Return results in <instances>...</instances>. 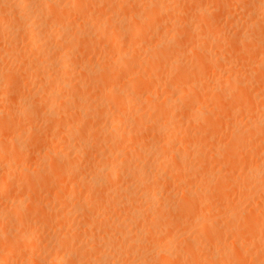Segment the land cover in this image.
I'll return each instance as SVG.
<instances>
[{"label": "bare ground", "instance_id": "obj_1", "mask_svg": "<svg viewBox=\"0 0 264 264\" xmlns=\"http://www.w3.org/2000/svg\"><path fill=\"white\" fill-rule=\"evenodd\" d=\"M118 1L119 0H0V39H1L0 41H3L2 43L1 42L0 43L1 44L5 43V48H3V49L1 48L3 50V52H4L2 55L5 56V53H6L7 54L6 58L12 59L11 62L17 64L18 65L17 68L22 71V73H16L14 71L15 74H13L12 70H15L16 67L11 65V67H14V68H11V70H8V71L9 72L12 71L11 73H12L13 79H14L13 82H12V86H14V87H12L10 85L12 87L11 88L12 90L10 89V86H9V89L11 91H13V92H15L16 89L21 90L23 85L21 84L22 82L20 80V77L22 79L23 77L25 78V76L28 78L27 81H29V80L32 81L31 85L34 87L33 88L34 92L31 90L33 92V94L30 93L31 96H30V98L28 97L29 99L27 98V99L23 100L22 99L23 97L20 98L23 91L20 93L17 90V93L18 94L20 93L19 94L20 95L19 98L22 99L21 101L17 97L18 94H15L16 92L14 93V97L17 98L19 100V103H20V104L16 103L17 105H19V106H16V107H18V108H16V110L19 112V110L22 108L24 111H27L26 114L27 113L28 114H27V116H25V118L27 117L26 118L27 120H23L21 118L24 122L28 121V120H31V119L35 120V118L37 120H39L40 117L37 118L36 116L37 115L38 116L42 115L43 117H45V119L49 120L50 123H52L53 125L56 124V129L54 128L56 130V132L52 131L54 133V135H52V136H54V139H55V137H56L55 134H56L57 135V137H56L57 143L56 142L55 143L56 144H59V143L62 144L61 146L62 147L64 146L67 150L64 148L66 151L65 150L63 151L62 148L59 146L60 148H57V150H55L54 153H53L52 150H51L52 152H50L48 150V151H44L42 154L47 159H49V158L50 159H54V162L53 161L50 162V163H52V166H54L53 163H55V165H57V164L62 162L60 165H63V167L58 169V168H56L57 166H54V168H51L52 170H55V169L58 170V171L55 170V171L58 172V173L55 172L56 174H60V173L62 174L63 173L64 174L63 176L60 174L62 179L66 178L68 176L69 177L68 180L70 181L69 184H71V180L70 179L72 178V183L75 182L74 184H76V185H79V186L82 185L84 187L83 191L86 189V191L88 193L90 192L89 193L90 196L88 194V197H87L85 195H82V194H87V192L85 193V191H84V193H81L82 191L80 192L78 190V189L83 188L82 186L79 187V188L76 187V189H74V187H72L71 185H70L71 188H69L67 190V188H68L67 183L69 181L67 183H65L66 180H67V179H65V182H62L61 184L65 183L67 187L65 186V184H63L62 186L60 184V187H62V190L59 191L60 194L57 195V196L55 195L52 198V199H59L60 202L59 203L56 202L57 203L56 204L55 201L52 200V201H54L52 203V201L51 202L49 201V199L52 196L51 197L48 196L49 199H47V200L50 202L49 204H51V206L54 205L55 208L57 206L59 214L63 213L65 211L66 207L72 208L74 210V212L72 211L73 213H71V214L67 213L68 217L66 216V214L64 212V215L66 216V219L64 221V219L62 217L63 220L59 221V222H62L63 224L61 223V226H58L59 228H57V231L53 232V234L51 235L50 239H48V241L50 240V244L48 242H46L47 240L45 241L46 243H48L50 245L49 246L47 244L46 247H44L45 250H46L47 247H48V249H54V251L56 250L55 248H57V250H59V249L62 250V252H61L62 253V256H61L62 257V261L60 260L62 264H65V263L66 264H169V263L172 262L171 260H173V258H177L178 264H201V263L202 264H204V263H206V264H217V263L218 264L219 263L220 264H224L220 259L223 260L222 257L223 256L226 257V255H231V257L228 256L230 259H228L226 257V259H228V260L232 259L231 262H230L231 264H246L247 262L249 264H262L264 262L263 261L264 260L263 259V257H264V163L260 162L261 164L258 163L259 164L258 166L250 165V166L247 167V169L244 168L246 171L244 170L245 173H243L244 174L243 176H245V177H244L243 183L241 182L242 183V187H243L242 188L243 192L241 193L242 195H240V193H239V190H238L239 188H237L236 192H237V194L239 193V196H242V197L244 196L243 198H245L247 200L246 201L245 199H242L241 197H239V201L237 203H240L241 200H243V201L245 200V202H242V203H245V204H246V202L249 203V201H250V203L253 202V204L251 205V206H253V207H251V208H253V214H251L249 212L250 215L246 214V216H245L243 211L241 212V210L239 208L240 204H237V203L234 204L233 203V204L229 205L228 203H226V201H223L224 199L221 200V201L219 200V198H220L219 196H221V199H222V196H224V194L226 192L225 189H220L222 187H219V186L223 185L224 182L228 181L230 179V177H229V179L226 178L225 179L226 181H222V180H220V179H223L221 176L220 177L217 176L218 178H220V179H218V178H216V175H214V171H213V174L210 171H208V169H209L208 168V166H209L208 164H210V161L211 162L215 161L213 159L218 157V154H219L218 151L219 150L217 149L218 147L217 148H211L209 146L210 149L207 148L206 147V145H207L206 142L207 141L205 142L203 140L204 138L202 139V137H200V132L199 131L201 130V128H199V125L202 126V127L205 126L206 130H209L208 127H210V125H208V124L214 121V120H212V121L209 120L210 117L207 116L208 115L207 113H205L206 109L204 110V106L202 104L201 105L203 107L202 106H199V107L197 106L196 109H194L195 111L192 110V113H195V116H193L194 117L193 119L190 118L191 120H189V118L185 117L186 116L185 114H184V117L182 115V119L186 118V121H188L187 122L188 124L190 122L189 125L186 123L187 127L188 126L192 127L190 129H188L186 127H185L186 128L185 129V128H182L181 126L178 127L179 125H177V127H176L175 126L176 122H175L174 125H173L174 122L172 124H171V122L169 123L168 120H170L169 119L170 117L168 115H169V110H171V107H172L171 104H170L171 107L167 106L168 104L167 105L164 104V106L166 105L167 107L165 106L164 109L163 110L161 109L160 112H159V109H157L158 108L157 107L156 110L154 111V113H158L159 112L158 116H160L161 118H164V119H159V120L158 119L157 120L153 119L154 121H151V123H149L146 120V118L144 117L145 115L142 116L140 114L141 116L140 115L137 116L139 114L138 111L134 112L135 114H132V116H129L130 114H127L128 111L126 112V110H125L126 109L125 108V104L126 103H125V99L124 98H126L128 93L126 94V91H125V94H124V91L119 88V86H121V85H119V86L117 85L118 82L121 81L120 79H122L121 75H124V73H125V71L122 72L123 71L122 69H125L128 72V70H127L128 67L127 66H128V63L131 61V60L128 59L129 62H127V60L125 59V58H127L125 56L127 55V53L129 51H127L126 54L125 53H120L121 52V47H123V46H118V42H120V41H118V37L121 34L124 35L123 32H121L123 28H121L122 26H119L118 27L119 30H117V27H115V25L114 26H111L110 24L107 25V22L112 19L111 16L108 17L107 14H106V12H108L110 9L109 10L107 9L108 11H106L104 13L102 11V13H100V14H98V12L101 11V10H99V9L97 10V7L99 8L98 4H100V5L106 6V7H104V9L107 8V6H108V8H111L110 11H112L113 9H115V7L117 5L116 3ZM131 1L132 0H122V1L120 0V2H121L120 4L123 3L125 5H127V4L129 5V4H131L130 3ZM166 1L169 3L172 0H165V2ZM176 1H178V0H176ZM183 1L186 2V5H187V0L186 1L183 0ZM200 1H197V0L193 1L192 0V2H190V3H193L194 6L197 5V7H195V12H194V10H192L191 13H196L197 15H195V14L194 15L198 16V17H200L202 15H205V14L206 15L209 14V11L207 13V9L205 8V4L206 3L208 4V1H206V3L204 4L203 2L205 0L204 1L202 0V3L204 4L203 5L204 8L202 7V3H201V6H198L200 4H194V2L195 3H199ZM212 1H214V0H212ZM222 1L219 0V2H222ZM227 1H229V2H227ZM230 1L231 0H225L223 2V4L230 3ZM236 2H237V0H236ZM238 2H240V3H236V4H238V7L240 5L242 8H244L245 5H247V8H248V7H250V6H248L249 3H252L253 6L255 7V9H253V10L249 9V10H251V12L248 10L249 14L247 15V13H246L247 16H246L245 20L240 22L242 24V26H244L243 30L244 31L246 30L247 32H244L242 34V33H240L241 30L239 28L240 31L237 34L239 35V38H240L241 42L240 43L237 42L238 40H236V42L239 43L240 45L244 44V46H245L244 49L246 47L249 48V49H251V48L253 49L254 48V46L251 47V45L248 44V40H249L250 43H254L255 42V45H256L255 47L258 48V49L256 50V48H254L253 51L251 49V52L252 53L254 52L253 54H255V55H251V54H249V55H251L253 57L254 62L252 60H250V59H252L250 57L249 60L252 61L253 63H251L252 66L250 67V69L249 68L248 69L250 71H251L252 67H253L254 71H256V70L259 71L260 69H262V71H263V75L262 76L264 77V0H240ZM132 3H134V2H132ZM173 3H178L179 4V1L178 2H173ZM134 4L136 5V3H134ZM145 4L146 5L143 6V8H142L143 10H139V11H140V16H142V13H143V15L145 14L144 16L147 17L145 20L150 22L149 26L147 24H140L141 23L140 21H139V23H138V21H136V20H139L140 18H139V14H136L138 11L135 10V6H134L133 9L136 12L134 11L135 13H132L131 15H129L127 17L128 20L133 21V22L136 21L139 24L138 25L139 27H142L141 25H146L144 27H146L149 30H152V29H150V28H152L151 26H154V24H152V23L157 20L156 17L154 19V16L156 14H158V13L160 15L162 13V16L158 15V17L160 16V17L164 18L165 14H163V13L166 12V14H168V16H170L169 18L171 20V16H173V15H172V13L170 11L173 10L172 7L175 6V4H173L170 7L169 6L170 4L166 5V4H164V1H161V0H146ZM178 4H176V5H178ZM209 4H211V1L209 2ZM212 4H214V3H212ZM218 4L222 5L221 7H223V9H225L226 7L230 8V6H226L225 5V7H224L223 4H221V3H218ZM164 5H166V6H164ZM184 5H185V3H184ZM227 5H229V4H227ZM233 5H234V3H233ZM216 6L217 5H215L214 7H216ZM124 7H122L124 10L129 9V8L126 9ZM254 7H252V8H254ZM181 8L183 9V6H181ZM95 9L98 11L97 15H99V16H96V17H98L97 20H95L93 18L94 20L92 22H95L94 24H90L91 21L89 22L87 17L90 16V13H94V15H95L96 14ZM137 9H139V7ZM182 9H180L179 11L181 12ZM231 10H233V9H231ZM231 10H228V12L231 11ZM246 10H247L246 8H245V11L242 9L243 12H246ZM121 11H118V12H121ZM175 11L177 13H179L177 9ZM239 11H241V10H239ZM114 12H115V10H114ZM126 12H130V11H126ZM169 12H170V14H169ZM221 12L223 14V10ZM226 12H227V9H226ZM189 13H190V11H189ZM72 14L76 18V19H72L73 22H72L71 19H69L72 16ZM173 14H174V18H176L177 16H179V18H180L181 17L180 15L183 14V11H182V14L179 13L180 15L176 14L174 11H173ZM184 14L187 15L186 12ZM212 14H215V13H212ZM225 14H223V15H225ZM117 17H118V15H117ZM165 17H167V15ZM204 17L206 18V16H204ZM208 17H210V15ZM230 17H232V16H230ZM230 17H228V19ZM119 18H121V17H119ZM152 19H153V22H152ZM183 19L185 20V17H183ZM90 20H92V19H90ZM145 20H144V17H143L144 23H146ZM160 20H161V18H160ZM186 20H187V18H186ZM216 20L217 19H215V21ZM230 20H233V18L230 19ZM237 20H239V19H237ZM240 20H242V19H240ZM197 21H198V19H197ZM201 21H203V20H201ZM210 21H212V20L210 19ZM136 22H134V23L136 24ZM158 22H159V20H158ZM187 22L184 23L183 26H182V24L179 25V26L183 27V28H181L180 31L185 29L186 32L183 31L185 34L189 30H191V31H189L190 34L187 33V37H189V38H187L186 35L185 36L183 35V36L186 37L188 40H190V42L187 40L189 42V44H191L190 45L191 48H189L188 51L190 52V54H192L193 52H195L197 50L198 51L201 50L202 46L199 47L200 45H196L197 41L195 40V38H197V37L192 38V37L197 35L195 33H197L198 30L196 32L194 31L192 33V31H193L192 26L193 25H191L189 23V22H191L190 20H188ZM192 22H193V20H192ZM206 22H207V20H206ZM127 23H129V22H127ZM170 23L174 24V23H176V21L175 20L173 22L170 21ZM208 23H210L209 20H208ZM212 23H213V21H212ZM217 23H218V20H217ZM217 23H216V27L215 28H213L212 25L210 27L212 29H216V30H219L221 27H223V26H221L220 28L217 27ZM135 24H133V25L135 26ZM127 25H129V24H127ZM147 26L150 27V28H148ZM124 27H125V25H124ZM129 27H132L131 24L129 25ZM139 27H138V29H136L137 27L133 28L135 30V31L132 30V31H134V35L132 33H130L133 36H135V37H133L134 38L133 40H135V38L137 36L138 37L140 35L143 36V34L146 35L144 33L145 29L144 28H140L139 29ZM193 27H195V26H193ZM168 28H169V26H168ZM205 28H207V26ZM217 28H219V29H217ZM141 29H143V31ZM176 29H178V26L176 27ZM212 29L210 30L211 32H209L210 34L213 33V31H214ZM221 29H224V27L221 28ZM129 30L130 29L128 28L127 31L129 32ZM204 30H205L204 28H203V30L201 29L200 33L202 31H204ZM219 32H221V31L219 30ZM154 33H156V32L154 31ZM162 33H161V35H162ZM209 33H207V31H206V34H204V35L201 34L202 36H204L203 37L204 39H202L201 41L204 42L205 40H207L206 41L207 44L205 43V45H207V46L210 45L209 46L210 47L209 48V53H208V54H210V60H212V61L215 60V62H216V63L215 62L213 63L215 65V67H213V68H218L219 69V67H220V69L222 70L223 67H225L222 71L225 72V75L227 74L226 77L224 78L225 79L224 82L227 81V84H225L226 88L228 86H230V87L235 86L233 84L238 79V76H237L238 73L236 75L235 71L237 69H234V65H231V60H234V59L231 58L232 54L230 52L233 51V48L236 49V48L239 47L237 43L235 44V41H232L234 38L237 39L238 36L232 35L233 38L230 37L231 41H228V42H231L230 44L228 43L229 45L234 43L235 44L234 46H236V47H233L232 46L233 44H232L231 45L233 47L232 50L230 52L227 51V53L231 54L230 55L231 57H229L228 56L229 54H227L225 52H221L222 49H224V48H222V42H220V40L222 41V39L225 36L223 37L220 34L218 35V33H217V35H216L217 37L218 36L222 37V39L220 37V40H218L217 38H215V36H213L214 34L210 35ZM130 34H128V35L130 36ZM157 34H159V33H157ZM175 34H177V33H175ZM175 34L174 33L172 34V37H174V39L177 36ZM191 34H192V37L189 36ZM121 36H120L119 39H122ZM158 36L155 37V35H154V37L157 38V39H158ZM165 36H168V35H165ZM169 36H168V38H169ZM197 36L200 39L202 38L199 35H197ZM146 37H147V35H146ZM146 37L144 39H146ZM125 38L126 39H130V38H127V37H125ZM186 38H183V39L186 40ZM226 38H225V40L223 39L224 40L223 43L225 41L227 43L228 39H226ZM2 39H4V40H2ZM131 39H132V37H131ZM250 39H252V40H250ZM177 40H178V38H177ZM179 40H178V42H180ZM253 40H254V42H253ZM142 41H143V38H142ZM164 41H166V38L164 40L163 36L159 37V39L157 40V43H155V44L154 43L152 44L149 41L148 42L149 45H147L148 47H145L146 49L144 50L145 54L149 55L150 58L152 57V58H155V60H157L159 58V55H161V54H159V55L157 54V52H159L158 48L161 51L162 50L164 51V49L161 47V45H163V46H165L167 48L168 43L166 44V42H170L169 44L171 45V46L168 45V47L170 46V48H167V49H170V50H166L167 52L174 49V48L173 49L171 48L173 45H174V47H175L176 44H177V47L181 46V45H184L183 43L181 44V42H180L181 45H179V43H176L177 42L176 40H175L176 44H173L171 40L170 41H166V42H164ZM208 41L211 42V44H212V42H214V45L217 44L216 47H215V50H213L211 48V44H208ZM124 42H126V41H124ZM173 42H174V40H173ZM184 42H186V41H184ZM245 42L249 46L247 44H245ZM128 43H130L129 40H128ZM199 43H201V42H199ZM99 44H102L103 46H105V49L107 48L106 45L109 44L111 46L110 48L114 49V50L112 49V53H113V51H115V54H117V51H118L119 55H117L118 57L115 60H113L114 63H112L113 61L112 62L111 61L107 62L108 59L105 58L106 59L105 60L103 58V60H102L103 64L101 62H100V65L98 63H96V65L91 64V67H89L90 66L89 64L84 65V63L86 64V62H85L86 59H84V56H85V54L87 56L88 53H89L87 51H89V50L92 51V48L94 46L95 50L100 52L102 47ZM119 44L122 45L121 43H119ZM201 44H203V43H201ZM95 45L96 46L99 45V47H101V48L98 47L99 49H97V47ZM186 45H188L187 42H186ZM205 45L203 44V48H206V47H204ZM229 45H227V46L229 47ZM224 46H226V44ZM231 46H230V48H231ZM0 47H2V45ZM177 47H175V48H177ZM228 47H225V48H228ZM183 49L184 48H181V51H182L183 55L185 56ZM211 49L213 50L212 52H211ZM241 49L243 50L242 46H241ZM2 50H1L0 54L2 53ZM95 50L93 49L92 52H94ZM102 50H104V49H102ZM136 50H138V49H136ZM174 50H176V49H174ZM204 50L205 49L201 50L200 52L203 51L202 53H205L206 55L202 54V56H204V58L203 57H197V60L201 59V60H199L200 62H198V64L202 62V64L204 63L203 65H205V63H207V61H210L208 59L209 55ZM228 50H229V48H228ZM255 50L257 52H255ZM108 51L110 52V50H108ZM206 51L208 52L207 49H206ZM235 51H238V50L236 49ZM103 52H105V51H103ZM133 52L134 51H132V53ZM167 52L162 53L163 55H161L162 60L165 59V62L168 61L166 58L169 57V56H167L168 55ZM172 52H170V53H172ZM238 52H235V54L238 53ZM223 53H225L227 56L224 55ZM239 53H241V52H239ZM247 53H249V52H247ZM91 54H93V53H91ZM156 54H157V58L155 57ZM164 54H166V55H164ZM173 54H175V53H173ZM179 54H180V52H179ZM244 54H245V52H244ZM89 55H90V53H89ZM134 55H135V53H134ZM134 55H127V56H131V57H128V58H132L133 57L134 59H136L135 58L136 55L135 56ZM193 55H192V57H193ZM196 55H197V52H196ZM177 56H179L178 53H177ZM198 56H200V55H198ZM237 56L240 58L239 55H237ZM90 57H92V56L90 55ZM238 57L236 59L237 61H232V62H234L233 64H236V62L238 63V61H239ZM1 58L5 59V57H1ZM1 58H0V60H1ZM152 58L150 60H154ZM161 58H159V59H161ZM206 58L208 60H206ZM134 59H132V61ZM149 59H147L148 62H149ZM159 59L157 61H159ZM169 59H170V57H169ZM203 59L205 61H203ZM245 59H247V57ZM174 60L176 61V59H174ZM194 60H195V58H194ZM88 61H90V59ZM144 62L145 61H143V64H145ZM169 62H171V61L169 60ZM192 62L195 63L194 61H192ZM241 62H243V61L241 60ZM135 63H137V62L135 61ZM139 63L142 64L141 62H139ZM193 63H192V66H193ZM165 64H167V63H165ZM202 64H199V66H202ZM207 64H206V66H203L201 68L203 69L205 67L204 70L208 69V68H206L207 66L211 68V65H207ZM209 64H210V62H209ZM213 64H212V66H214ZM133 65H134V63H132V65H131V67H129V69L132 68ZM171 65H172V62H171ZM243 65H245V64H243ZM1 66H3V65H1ZM150 66L153 68L152 65H150ZM168 66L170 67V64ZM155 67H158V66H155ZM164 67L167 68V65H164ZM164 67L162 66L161 68H163V69H161V70H163L165 72L166 69L164 70ZM196 67L198 68L197 65H196ZM196 67L194 66V68H196ZM7 68H10V66L7 67ZM134 68H135V66H134ZM147 68L150 69L149 66ZM158 68L160 69V67H158ZM174 68H175V66H174ZM179 68H181L180 65H179ZM194 68H192V70ZM197 68H196V70H197ZM255 68H256V70H255ZM1 69H2V67H1ZM154 69H157V68H154ZM184 69H186V67H184L183 70ZM198 69H200V68H198ZM244 69H247V67L244 68ZM20 70H18L17 72H20ZM168 70H170V69H168ZM200 70H197L195 73L198 75ZM212 70H214V69H212ZM138 71L139 70H137V72ZM148 71H154V70H148ZM186 71H191V70H186ZM186 71L184 70L183 71L184 73L181 71V73L184 74V75H182L180 73L182 78L184 79V81H187V80L188 81H192V80L189 79L190 78L189 77L190 73L187 75ZM207 71L209 72V70H207ZM239 71H240V69H239ZM254 71H252V72H254ZM156 72H158V71H156ZM211 72H214V71H210V73ZM257 72H256V74H257ZM6 73H5V75H9V73L7 72V69H6ZM126 73H125V75H126ZM143 73L139 74L140 76L139 75H136L134 77L132 76V78H130L128 76L127 80L129 81V85L130 86L126 83L127 84L126 87H129L131 89L134 86L132 83H134L135 81L136 82L137 81L138 82L142 81V78L145 77V75ZM202 73H205V72L202 71L201 74ZM217 73H222V72L220 71V72H217ZM168 74H171V73L169 72ZM256 74L254 76H256ZM2 75H4L3 72H2ZM2 75H0V77H2ZM21 75H23V77ZM158 75H159V73H158ZM161 75H162V73H161ZM166 75H167V72H166ZM166 75H164V77ZM191 75H193V74L191 73ZM217 75L219 76V74H217ZM247 75H248V77H250V74L247 73ZM187 76H188V78L185 79V77H187ZM205 76H206V74H205ZM243 76H246V75H243ZM258 76H261V75L258 73ZM8 77H11V74L9 76H6V78H8ZM155 77H157V76H155ZM160 77L158 76L159 79H160ZM171 77H173V75H171ZM194 77L199 79V77H201V75H199V77L194 75ZM4 78H5V76H4ZM6 78L5 79H1L0 83H1L2 80L6 81ZM150 78H151V76H148L147 79L149 80ZM168 78H169V76H168ZM178 78H180V76ZM241 78L242 77H240L239 80ZM256 78L257 77H255V79ZM10 79H12V78H10ZM10 79H7L8 83L10 81H12ZM153 79H154V77H153ZM175 79H177V78H175ZM241 80H243V79H241ZM125 81H126V79H125ZM158 81H160V80H158ZM158 81H157V83H158ZM230 81H232L231 85H228V83H230ZM247 81H249V80L247 79ZM149 82H154V81L150 80ZM170 82H172V79H171ZM176 82H178V80ZM204 82H202V83H204ZM216 82H218V81H216ZM243 82H245V80ZM157 83H156V85H157ZM161 83L162 82L160 81V83H158V85H160ZM219 83H221V82H219ZM239 83H240V81L237 83L238 85L235 83L236 86H240ZM151 84L149 85V83H148L149 86H152ZM171 84L169 83V81L168 82H164L163 81V86L168 87V88L171 89V92L168 93V94H171V93L173 95L175 93L177 94L178 90L176 91V89H179V88H175L176 86L173 87L174 84L172 86H171ZM177 84H179V82ZM177 84H175V85H177ZM244 84H242L241 87L237 88L239 90V91H235L237 94L240 92L242 87H243V89L246 88L245 90H247V87H245V86L249 85V83H247V85L245 84V86H244ZM252 84H254V83H252ZM261 84H262V86H261V92H262V90H264V83H261ZM0 85H2V84H0ZM3 85H5V83ZM3 85H2V87H0V89L3 88ZM20 85H22L21 89L18 87ZM215 85L212 86V87H215ZM225 85H222L220 87L223 88V86H225ZM15 86H16V88H15ZM181 86H179V87H181ZM184 86H186V85H184ZM187 86H188L187 89L188 88L189 89L192 88L191 87L192 85H188L187 84ZM201 86H204V85H201ZM205 86H206V84H205ZM217 86H218V83H217L216 87ZM5 87L8 89L7 85ZM196 87H197V85H196ZM257 87H259V85ZM13 88H14V90H13ZM59 88L62 90L61 91L63 93L62 95H60L61 93H59V94L57 93V90H59ZM136 88H139V87H136ZM141 88H143V87H141ZM141 88H139V91H140ZM168 88H167V90H168ZM181 88H183V87H181ZM202 88H204V87H202ZM232 88L235 89L236 87H232ZM9 89L7 91H5V92L9 93ZM184 89H186V88H184ZM189 89H188V91L190 92ZM192 89H194V87ZM205 89H204L203 92L204 93L205 92L209 93V91H205ZM219 89H221V88H219ZM228 89H230V88H228ZM3 90H5V89L3 88ZM129 90H128V92H129L128 97H132V99H135L136 101L137 100H140V101L144 100L147 104H151L155 100V97H154L155 95L152 92H150L151 90L145 91V89H144L145 92H141V94H139L140 92L137 93L136 92L137 89H135V88H132V91L130 90L131 92ZM199 90H201V89H199ZM223 90H226V89H222L221 91H223ZM245 90H241L240 94L245 93V95H247L250 92L249 91L250 89H248V91H246V92H245ZM141 91H143V90H141ZM191 91H193V92H191L190 94H193L194 90H191ZM196 91H198V90H196ZM196 91H195V93H196ZM215 91H216L215 94H217L215 97L216 98L219 97L218 100H220V99L222 100L223 99L222 96L225 95L223 93H225V92L220 93V91H218L219 93H217V90H215ZM166 92L167 91L163 92V94L166 93ZM0 93H1V91H0ZM27 93H29V92H27ZM179 93L180 92H178V94ZM232 93H229V94L233 97V99H231L229 97L230 95L228 97L232 101L234 100L233 103L236 102L235 98H237L236 104H239L238 100H240L241 98H243L244 101L246 100L245 98H247L245 96L242 97V95L239 98H238V95L234 97L235 93L233 95H232ZM209 94H211V93H209ZM249 95H248V97H251ZM0 96H1V94H0ZM198 96H200V95H198ZM258 96H261L263 98V99L260 98L261 99L260 101H262V100L264 101V92L262 93V95H261V93L259 94V92H258ZM10 97H12V102H11V100H10V102H6L5 100H7V98L5 100H3L2 99L3 96H2V98L1 97L0 98L3 101H5L6 103L10 104V103L14 102L13 94ZM10 97H9V99H10ZM164 97H166V96L164 95ZM186 97L187 96L183 95V94L177 95L176 99L174 97H172L173 98L172 101L174 102L173 108L174 109H179L178 107L185 105L183 107H185V109L187 110V108L189 106L187 108H186V106L189 103H191V102L193 103L195 99H193V101H192L191 98H190L191 101L189 100L187 105H186L185 102H184L185 104L180 105L183 102L184 98H186ZM190 97L194 98L193 96H190ZM204 97H203V99H204ZM166 98H168V96ZM216 98H215V100H216ZM226 98L227 97H225L224 99H226ZM1 99H0V101L3 102ZM132 99H129V100H132ZM206 99L208 100V98H206ZM210 99L212 100V98H210ZM249 99L251 101L250 106L251 107L253 106V108L258 107L259 104H261V102H259L258 104L255 102L256 103L255 104V103L252 102V100H251L252 98H249ZM257 99L259 100V98H257ZM186 100L187 99H185V101ZM215 100H213V101H215ZM226 100H228V99H226ZM126 101H127V99H126ZM213 101H211V103ZM246 101H249V100H246ZM246 101H245V103H246ZM16 102H18V101L16 100ZM177 102H178V104H177ZM195 102H196V100H195ZM198 102H196V103H198ZM225 102H228V101H225ZM127 103H128V101H127ZM192 103L190 105H192ZM245 103L243 104V106L247 105V104L245 105ZM8 104H4L3 106L6 107L5 105L8 106ZM153 104L154 103H152V106H153ZM157 104H154V105H157ZM236 104H235V107L237 106ZM160 105H162V107H163V104H160ZM160 105H159V107H161ZM212 105H213V103H212ZM240 105H242L241 102H240ZM232 106H234V104ZM4 107H2V108L4 109ZM190 107H192V106H190ZM259 107L261 108V106H259ZM39 108L41 110L42 109H47L46 112L44 111L45 115L41 114ZM215 108H218V107H215ZM238 108H240V107H238ZM253 108H251V109L253 110ZM3 109H1V110L4 111ZM108 109L113 111V112H115L117 114L116 116L118 118L117 120L118 121L120 120L119 122L122 121V122H124L127 125H125V127L120 128V129L116 125H114V126H110L109 125L107 127L108 121H107V124H105V122H103V125L105 124L106 126L100 125L102 121H106V117L108 116L109 113H107V115L105 117L104 114H106V113H104V112L106 110H108ZM130 109H132V108H130ZM185 109L183 108L182 110L184 111ZM234 109H233V111H234ZM1 110H0V122H1L0 124H1V127H4V125H6L4 123L6 120L5 119H1V118L2 117L4 118V116L7 115L6 114L7 111L5 112L6 115L3 116L4 112H2ZM23 110H20V111H23ZM248 110H249V108H248ZM257 110H259V109H257ZM17 111L15 112L16 114H17ZM156 111H158V112H156ZM235 111L237 112V109H235ZM36 112H39V114L36 113ZM202 112H204V114H207V115H205V116H207L206 118H204L205 116H202V117L199 116L200 113H202ZM209 112H210V108H209ZM23 113L25 114V112H23ZM23 113L21 112V114H23ZM183 113H186V112H183ZM190 113H191V111H190ZM210 113H209V115H210ZM224 113H222V115ZM33 114H34L35 117L33 116ZM28 117H30V118H28ZM221 117H223V116H221ZM19 118H17L18 121L16 120V123L17 122L18 123L21 122V119H19ZM110 118H112V117H110ZM113 118H114V116H113ZM65 119H66V121H65ZM171 119H172V117H171ZM2 120H4V121H2ZM37 120H35V121L37 122ZM67 120L68 121L70 120V121L68 122ZM110 120H112V119H110ZM145 120L147 121V124L144 122ZM160 120H164L163 122L161 121L163 123V125H164L165 121L166 122L168 121L167 123H165V126L167 127L166 129L168 131L169 130L171 131V133H169V135H168L167 139H165L164 143L161 142L162 143L161 145L156 143L157 145L154 144V145H152L153 146L152 147V146L149 145V142H150L149 141L150 140L149 139L150 138L149 135L151 134V136H152L151 140H152V138L153 139L156 138V137L154 138V134H153V131L151 129H154L155 132L158 131L159 130L158 129L159 128L158 124H160L159 123ZM13 121H11V122H13ZM208 121H209V123H207ZM7 122L10 123L9 120L6 121V123ZM31 122H32V120L30 121V123ZM40 122L42 123V121H40ZM113 122H114V120H113ZM203 122H204V125H201ZM2 123H4V124H2ZM25 123L21 122L20 124H18V125H23L22 127H19V126L16 125L17 126L16 129L18 127H19V129H21L23 127H26V126H24ZM28 123H29V121H28ZM50 123H46V124L47 125L49 124V126H48L49 128H53L54 126L52 127ZM10 124H7V125H10ZM117 125H119V124H117ZM180 125H182V124H180ZM196 125H198V126H196ZM29 126H27V127H29ZM165 126H164V128H165ZM233 126L235 127V125H233ZM246 126L248 127V131L246 130V132L243 129H241L242 127L241 128H236V127L234 128V131H235L234 134H236V131H238L240 133V135H241V136H234L233 137V134H232V137H233L232 138V142L233 143L235 142L234 144L237 145L236 146L237 149H238V147L239 148L244 147L243 144H245V142L242 143V141H244L245 136L248 137L250 135V133L254 134L255 136H256V133L257 134H262L263 135V139L262 140H264V119L263 120L262 119H257L256 120V119L253 118V120L251 119L250 122L247 123ZM1 127H0V131L2 130L1 132L3 134L4 133L7 134V132H8V135H9V134L12 133V135H10L11 138L9 137L8 140L10 141V144H12V145L14 144V150H16L18 148V146L20 145V144H18L20 139L18 137L19 135L17 136L18 132H17L16 135L13 133L14 132L13 130L15 129L14 128L15 126L14 125L11 126V127H13V128H11V130H12V132L10 131L11 133H9V130H7L8 127L7 128H3V129H1ZM30 127H32V125ZM38 128H39V126H38ZM41 128H39V129H41ZM49 128L47 129V126H46L45 129H43L42 131H44V130L46 131V129H47V133H45V134H50V133H48V131L50 130ZM58 128H60L59 131H58ZM216 128L219 129V127H217V126H216ZM23 129L20 130V131L25 132L24 131L25 129L24 130ZM26 129L28 130V128H26ZM54 129H51V130H54ZM218 129H217V131L219 132ZM29 130L32 131L33 129L30 128ZM149 130L152 131L150 134H149V132H150ZM142 131L143 132L146 131L147 134L145 132L143 134ZM23 132H22V134H23ZM40 132H41V130H40ZM52 132H51V134H53ZM2 133H1V135H2ZM32 133H33L32 135L35 136V137L34 136H32V137L36 138V136H37L36 140H38V138H39L38 137L39 134H37L38 132L36 133L37 135L34 134V131H32ZM156 133H155V136H156ZM203 133H205V132H203ZM216 133H215V135H217ZM42 134L44 135V133H41L40 135H42ZM206 134H205V137H206ZM247 134H249V135H247ZM29 135H30V132H29ZM139 135H141V136L139 137ZM142 135L145 136L144 139L146 137H149L148 138L149 140L147 139L148 140L147 143L149 145L148 149H150V147L152 148L149 152H148V150H146L145 145L144 146L142 145L144 142H145L144 144H146V141L141 138ZM6 137H8V136H5V138ZM29 137L32 138L31 136H29ZM42 137H41V139H42ZM159 137H158V139H159ZM198 137H200L201 139H199ZM215 137H214V139H216ZM235 137H237L236 138L237 140L235 139V141H233ZM1 138L2 139H0V142H1L0 144L3 143V144H5V146H6V144L9 145L8 144L9 141H7V140H6L7 142H5V140L3 141V135H2ZM139 138H141L144 142L141 143V141H140V143H139ZM164 138H166V137H164ZM206 138H205V140H206ZM210 138L213 139L212 137H210ZM210 138L209 139L207 138V140L210 141ZM41 139L38 140V142L42 141L40 143H41V145L42 144L44 145L45 143H48V142L50 144L51 141H49V140H51L52 138L51 137L50 138L49 137L45 138L47 142H45V140H41ZM43 139H44V137H43ZM197 139L199 140V142H196V141L193 142V140H197ZM248 139L250 140V138H248ZM34 140L35 139H33V138L31 140H29L30 144H28V145L32 144L31 147L32 146L34 147L35 145L37 147H39L40 143L39 144L37 143L38 145L36 143H35V145H34V143H32ZM36 140L34 142H37ZM257 140H258V137H257ZM52 141H54V140H52ZM212 141H214V140H212ZM109 142H111V144ZM201 142L203 144H199ZM253 142H254V140H253ZM260 142H262V144L264 143V141H260ZM15 143H17L16 147H15V145H16ZM151 143L153 144L154 142H151ZM109 144H110V146L108 147ZM232 144H231V147L234 149V152H231L233 150H232V148L229 147L231 149L230 150L231 154L238 151L237 149H236L237 151L235 150V147H234L235 145L233 144L234 146H232ZM240 144H242V147L239 146ZM247 144H245V145H247ZM12 145H11V147H12ZM257 145H261V144H257ZM9 146H7L6 148H4V146H1V147H3L4 150L7 149L6 151H8ZM227 147H226V149H229ZM3 148H1V150H0L1 155L5 154V153H2V152H4V150L2 151ZM20 148H21V150H19V149H18L19 151L16 150V151H18V153H16L17 155L12 152L13 153L12 156L11 157L9 156L11 159L14 160V162L16 160L17 163L19 162V159L21 157H24V154H27V155H25L26 157L28 156V153H25V151H27V150L23 149L21 146H20ZM29 148H30V146L28 147V149ZM41 149H39V150H41ZM102 149H103L104 152H101ZM37 150H38V148H37ZM21 151H24V153L21 152ZM28 151L30 152L31 150L29 149ZM225 151L228 152V150H225ZM242 151H245V150H242ZM19 152H21V153H19ZM259 152H261V151H259ZM30 153H32V155L35 154L33 152H30ZM39 153H40V151H39ZM223 153L225 155L229 154V153H226V152H223ZM7 154L10 155V151H8ZM262 154H264V152ZM234 155H233V157H234ZM30 156H28V157H30ZM229 156H230V154H229ZM3 157H5V155ZM191 157L192 158L196 157V161L191 163L189 161ZM55 158L61 160V162L59 161V163H56L55 161H58V160H56ZM222 158H223V155H222ZM225 158H224V160L226 161ZM230 158H232V157H230ZM4 159L6 160V158H4ZM17 159H18V161H17ZM47 159L44 158V160L43 159L42 160L43 161H47ZM50 159L48 161H51ZM95 159H98V160L96 161ZM228 159H227V161H228ZM232 159L234 161V158H232ZM249 159H250V157H249ZM252 160L253 159H251V161ZM258 160H260V159L258 158ZM9 161H7V162H9ZM22 161H23V159L21 160V163H22ZM139 161L140 162L143 161V163L142 164L139 163V164H135L134 165V163H137ZM14 162H11V163L13 164ZM16 162H15V164H16ZM81 162H85V163H87V165L88 164L89 165L92 164V165L90 167L84 166L85 164L83 163L84 165H81L82 164ZM216 162H218V161H216ZM248 162H249V160H248ZM50 163L48 162V163H46V165L47 164L51 165ZM213 163H215V162H213ZM223 163L224 162H222V164ZM227 163H229V162H227ZM251 163H253V161ZM60 165H58V166H60ZM12 166H11V168L15 169L14 167H16V166H14V167H12ZM52 166H49V168L52 167ZM226 166H227V164H226ZM17 167H19V166H17ZM20 167H19V169H20L19 172L20 173L23 172L26 169V168L22 169L23 167H21V168ZM230 167H233V165L232 166L230 165ZM243 167H246V166H243ZM1 168L2 169L4 168L3 165H2V167H0V170H1ZM6 168H8V166L5 167V169ZM39 168H41V167L39 166ZM39 168H37L36 171ZM49 168L47 167V169H49ZM242 168L240 167V169H242ZM13 169H11L12 172H13ZM42 169H43V167H42ZM210 169H212V168H210ZM230 169H232V168H230ZM233 169H235V168H233ZM40 170H38V171L41 172L42 170L41 171ZM217 171H219V170H217ZM17 172H18V170H17ZM17 172L15 171L14 175H12L11 173L10 174L12 175V177H14V176L17 175ZM46 172L47 171L45 169V173ZM0 173H2V172H0ZM20 173H19V177H21V178L19 180L24 178L23 174L26 173V172L21 173L22 176L20 175ZM41 173L46 175L44 172H41ZM223 173L226 174L225 172H223ZM26 174H24V175H26ZM34 174H35V171H34ZM43 174H41V176H43ZM47 174H49V173H47ZM52 174H53V172H52ZM217 174H218V172H217ZM228 174L231 175V172L230 173L228 172ZM0 175L1 176H5V175H2V174H0ZM220 175H222V173ZM239 176H241V175H239ZM34 177H36V175ZM34 177H33V174L30 177L27 176V178L29 180H32ZM54 177H59V179L55 178V179H58L59 182H58V180H57V182L56 181L55 182L56 183H60V179H61L60 176H55V174H54ZM2 178H4V177H2ZM5 178H7V176H5ZM9 178H10V175L7 178L8 180L7 179L6 180L3 179L4 182H2L3 180L0 181L1 182L0 186H2V187H0V191L1 190L7 191V189H6L7 188L6 187V182L7 181H9V182H7L8 184L9 183L10 184L13 183L11 186H8L9 188H12L13 186H15L14 185V179H15L16 182H18L16 177H14V179H12L13 181L11 180L12 181V183H11V181H10L11 178L10 179ZM27 178H25V180H27ZM46 178L48 179V178H50V176H48ZM46 178L44 179V181H42V180L41 181L43 183H45L46 180H47ZM51 178H52V176H51ZM185 178L186 179L189 178V179L187 181H185L186 180ZM215 178L218 179L217 181H219V183L216 182V180H215L214 183H216V185H218V188L220 190H222V191L225 190V192H222V194L224 193L223 195H221V191H218V193H219L218 195L215 192V196L217 195L216 198H218V200H217L214 197V199L218 201V204H217V206H218L217 207L218 208L217 211L218 212L215 213L216 216H214L213 214L209 215L207 213H206V216H204L203 212L201 213V211L204 208L203 205L205 204V202H203V200L204 201H206V200L203 199L201 201V199H199L198 201H200V203H198L195 200L199 196L196 198L194 196H190L189 194H191L192 192H193V194L194 193H198V194H200L199 198H202L205 195L206 199L208 198V202H210L208 204L211 205L212 208H213L214 207L213 205H216V204H214V202L211 203V200H209V199H211V195H209L208 192H209L210 185H212V183H213ZM55 179H52V180L54 181ZM190 179H192V182H190L191 181ZM29 180H27L25 182L29 183L28 182ZM33 180H36V179H33ZM33 180H32L31 183L35 185V181H33ZM63 180H61V181H63ZM175 180H177L179 182L182 181V182H180L181 183L180 185H182V188L180 187V189H177L178 191H176V189L174 188L175 189L174 191H176V192H172V193H174L172 195H167L168 196L167 198H163L162 196H161V198H158V197H160L159 195H164V191L167 190V189H165L166 186H173ZM239 181L236 180V183H239ZM21 183L22 182L19 183L20 186H21ZM118 183L120 185H118ZM187 183H189V184H187ZM236 183L234 185H236ZM241 183L239 185L237 184V186L239 187L241 185ZM16 184H18V183H16ZM23 184H24V181H23ZM48 184H50V182H47L46 185L43 184V186H47ZM224 184L225 185L223 187L227 186L228 182L224 183ZM4 185H5V187H4ZM34 185H32V189L30 188L32 191H33ZM50 185H48V190H49ZM187 185H189L190 187H188ZM53 186H54V184H53ZM175 186L176 185L174 184L173 187H175ZM54 187L51 186L50 188H54ZM4 188L6 190H4ZM22 188H23V185H22ZM44 188H46V187H44ZM176 188H178V187L176 186ZM230 188L234 189V188H236V186H234V188H232V187H230ZM23 189L28 190L29 188L28 187H24ZM58 189H59V186H58ZM226 189H229L228 186L226 187ZM45 190H47V189H44V191ZM52 190H53V192L56 191L55 189H52ZM75 190H78L79 193L82 195V196H80V194H79V196L76 195L75 197H77L78 199L73 197V195H74L73 192H75ZM28 191H30V190H28ZM228 191L229 190H227V192ZM8 192H9V190H8ZM38 192L39 191L37 190V193ZM47 192H49V191H47ZM70 192H72V195L70 194ZM24 193H23V195H24ZM40 193L41 192H39V194H38L39 197L41 195ZM50 193H51V190H50ZM56 193L58 194L57 191H56ZM175 193L178 194V195L180 194L179 196H181L183 199H186L187 201L186 200L184 201L182 198L178 199V200L182 201L181 205L173 202L171 199L172 198H176L177 195L175 196ZM5 194H6V192H5ZM7 194H9V193H7ZM29 194L30 193L28 192V196H32L33 192L31 193V195H29ZM46 194H49V193H46ZM165 194H168V190H167V193H165ZM207 194L209 195V197H208ZM232 194H234V193H232ZM25 195H27V193H25ZM33 195H35V194H33ZM182 195H184L186 197H183ZM188 195H189L190 198L188 197ZM83 196H85L86 198H84ZM195 196H197V194H195ZM54 197H56V198H54ZM165 197H166V195H165ZM191 197L193 199H195V200L191 201L192 200ZM16 198L14 197L12 199L14 201H12V202L10 201V204L8 203V205H10V209H8V210L14 211V208H16L15 211L19 212L20 211L19 209H21V211L19 213V214H21V212H22V203H24V201L22 203H20L19 201L15 202ZM41 198L43 199V197H40L38 199L40 200ZM226 198H228V197H226ZM214 199L212 198V200H214ZM43 200H45V201H43ZM43 200L38 202V203H33L32 202L30 204L29 203L26 204V202H25V204H23V208H26V210H28L27 207L29 208V210H31L33 212L34 211L35 212L36 211L39 212V210H41L39 218L37 219L38 215H37V217H35L37 220L33 219L34 220L33 222H31V219H30V221H26L25 217H27L29 215V213H26V212L24 213V210H23V214L25 216L24 217L25 219H23V217H21L20 220H22V221L24 220V222H27V223H24L22 221L17 222L16 218H15V220L11 219V220H13V224H10L11 225L10 226V225H8V223H10V222L5 224L6 223L5 221L8 220V218H7V220H5L4 221L5 223L3 224V225H6V228L4 226V228H5V229L3 228L4 232H2L3 230L2 231L0 230V232L2 234H4L5 232H7V230H6L7 227L10 226L9 229H8V231L10 230V232H7L8 236L10 238L6 237V238L10 239V241H9V239L7 241L8 244L6 243L7 244L6 248L8 249L7 253H9L10 251H13V250L16 252L18 249L17 250L15 249V248H17L15 245H17L19 247L20 243L18 244V242L25 241L26 242L25 248L23 247V245L25 243H23V245L20 244L24 248V251H22V253H20V256L22 254L23 257H25V259L27 261H29V264H32V262L34 260H38V261H34V262L43 263V264H61L59 262V260H58L59 257L57 259L56 254L53 255L54 251L51 252L52 255L47 253L48 256L45 255V257H43V258H41V256H39L40 257L39 259L38 258L36 259L34 257L36 255L32 256L33 250L36 249V248L41 247L40 245L42 244V243H40V245H38V243H37V241H38L37 236H40V234L38 235V232L41 231V233H42L43 230L48 228L49 220L53 217L52 215H51V217H48L47 215H45L47 213V209L50 210L51 206L49 208L48 201H46V196H44ZM173 200L175 201V199H173ZM30 201H31V199H30ZM201 203L203 205L200 206ZM206 203H207V201H206ZM24 205H28V206L24 207ZM206 205L207 204H205L204 206H206ZM208 207H210V206H208ZM11 208H13V210ZM52 208H53V206H52ZM59 209H64V211L60 213ZM210 209H211V207H210ZM43 210H44V212L46 210L45 214H42ZM49 210H48V214L50 216ZM52 210H51V214H53ZM15 211L13 213H16ZM203 211H205V210H203ZM35 212H34V215H36L38 213V212L37 213H35ZM56 212H55V216H56V214L58 215V212L57 213ZM254 212L255 213L258 212L257 213L258 215H256ZM211 213H213V212H211ZM23 214L21 216H23ZM182 214L183 215L184 214L190 215L192 226L196 229L195 230L196 232L195 231H194V233L192 232L193 236L190 235V236L185 237L184 235L183 236L179 235L181 233H178V232H175L178 235L172 234V232H174V230H175V228H173L174 229L173 231H172V229H170V228L173 227V224L174 225L177 224V223H183L184 224V222H186V220H185L186 217H185V219H183L184 216H182ZM242 214L244 216H241ZM11 215H13V214H11ZM30 215H32V214L30 213ZM64 215H62V216H64ZM15 216L18 217V213H17V215L14 214V217ZM58 216L60 217V215H58ZM181 216H182V220H183L182 222H180L181 221L180 220ZM9 217H12V216H9ZM17 219H19V218H17ZM28 219H29V217L27 218V220ZM52 219H54V221L56 223H59L57 221V217H56V219L55 218H52ZM223 220H226V221L223 222ZM14 221L17 222L16 223L17 226H14V224H15ZM69 221L74 224V227L76 226V229H73L74 232H72V230H71L72 227H70V225L67 226V223L70 224ZM0 222H1V220H0ZM2 222H3V220H2ZM52 223H50V226H51ZM187 224L189 225V223H187ZM184 225H182V227ZM12 226H13V228L16 227V229L14 228L15 229L14 231L11 230ZM176 226L177 225H175L174 227H176ZM55 227H57V226H55ZM179 227L181 228V226H179ZM189 227H191V226L189 225ZM183 228L181 229V231L183 230ZM48 229H50V227ZM185 230L187 231L186 228H185ZM170 231H172V232H170ZM46 234H47V232H46ZM182 234H183V232H182ZM166 235H167V237L165 238L164 236H166ZM0 236H1V234H0ZM5 236H7V235L4 234L2 237L6 241L7 239L5 238ZM44 236H45V234H44ZM227 237L230 238V240H228ZM45 238L46 237H44L43 240H45ZM1 239L2 238L0 237V242H1ZM77 242H79L80 244H77L79 246L75 247V244ZM2 243L4 244L5 242L2 241ZM3 244H1L2 247H5V245L3 246ZM177 244H180L181 247L185 244L186 245V247H185L186 249L185 250H181V249H183V247L181 249H179L177 247L179 245H177ZM1 245H0V247H1ZM31 246L33 248L34 247L35 248L34 249L31 248ZM228 246L230 248L234 249L233 252L235 253V255L231 254L232 250L230 252L228 250V249H230ZM27 247H30L32 254L31 253L29 254L30 250L27 249ZM22 249H20V251ZM26 250H29V252L27 253ZM36 252H35V254H36ZM43 252H45V251H43ZM227 252H229L230 254L229 253L227 254ZM2 253H3V255H5V252H3V248L0 249V255H2ZM6 255L4 257L6 260L5 259H3V260L7 262L8 260H7L6 257H8V256H6ZM13 256H15V255H13ZM0 257H2V256H0ZM11 258H12V256H11ZM25 259L23 258V260H25ZM0 260H1V258H0ZM2 261L0 262L1 264H2ZM25 261H24V263H21V264H28V262L27 261L25 262ZM219 261H221V262H219ZM224 261H226V260H224ZM34 262H33V264H34ZM173 262H175V260ZM226 262L228 264H230L228 261H226ZM3 264H5V263H3ZM7 264H8V262H7ZM10 264H12V263H10ZM15 264H16V261H15Z\"/></svg>", "mask_w": 264, "mask_h": 264}, {"label": "rangeland", "instance_id": "obj_2", "mask_svg": "<svg viewBox=\"0 0 264 264\" xmlns=\"http://www.w3.org/2000/svg\"><path fill=\"white\" fill-rule=\"evenodd\" d=\"M121 1H122V0H121ZM135 1H136V2H135ZM161 1H164V4H166V5H169V4H170V5H169L170 7H171L173 4H175V6L172 7L173 10L170 11V12L172 13L173 16H171V20H170V18H169L170 16H168V14H166V12L163 13V14H165V15H164V18L160 17V16H162V13H161V15H160L159 13L156 14L157 16L155 15V16H154V19H155V17H156V19H157L156 21H157V22H156V21L153 22V19H152V22H153L152 24H154V26H151L152 28L148 27V26L150 25V24H149L150 22H148V21L145 20V19L147 18L146 16H144L145 14L143 15V13H142V16H140V11H139V10H143L142 8H143V6L146 5V4H145V3H146V0H134V1L132 0V1L130 2L131 4H129V5H128V4L125 5V4H123V3L120 4L121 2H120V0H119V1L116 3L117 5H116L115 9H113L112 11H110L111 8H108V6H107V8L104 9V7H106V6L98 4V5H99V8L97 7V10L99 9V10H101V11L98 12V11L95 9V11H96V14H95V15H94V13H90V16L87 17V16H88V15H87L86 17L88 18L89 22L91 21L90 24H94L95 22H92V21H93L94 19L97 20L98 17H96V16H99V15H97V12H98V14H100V13H102V11H103V13H104V12H106V11H108V10L110 9L108 12H106V14H107L108 17L111 16L112 19H111L110 21L107 22V25H109V24H110L111 26H114V25H115V27H117V30H119V29H118L119 26H122L121 28H123L121 32H123L124 35H122V34H121L122 36L120 35L122 39H119V38H120V36H119V37H118V41H120V42H118V41L116 40V41L118 42V46H123V47H121V52H120V53H125V54H126L127 51H129V52L127 53V55H134V53H135V55L137 56V57H136V56L134 55L136 59H134L133 57H132V58H128V57H131V56H127V55L125 56V57H127V58H125V59L127 60V62H129V61H128V59H129V60H131V61H130L131 63L129 62V63H128V66H127V67H128V69H127L128 72H127L125 69H122V70H123L122 72L125 71V73H126V72H127V73H126V75H125V73H124V75H121L122 79H120L121 81H119L118 84H117L118 86H119V85L122 86V87L119 86V88H120L121 90L124 91V94H125V91H126V94L128 93L127 96L125 95L126 98H124V99H125V103H126V104H125V108H126V109H125V108H124V109L126 110V112L128 111L127 114H130L129 116H132V114H135L134 112H137V111H138L139 114L137 113V114H138L137 116H139L140 114H141L142 116L145 115L144 117L146 118V120H147L149 123H151V121H154V120H157V119H158V120H159V119H164V118H161L160 116H158V113L161 111V109L163 110L164 107H165L167 104H168L167 106H170V104H171L172 107L170 106V107H171V110H169V115H168V116L170 117V118H169L170 120H168L169 123L171 122V124H172V123L174 122V123H173V125H174L175 122H176V124H175L176 127H177V125H179L178 127L181 126L182 128H185V127H186V128H188V129H190V128H192V127H190V126L187 127V126H186V125L188 124V123H187L188 121H186V118H189V120H191L190 118L193 119V118H194L193 116H195V113H192V110L195 111L194 109H196L197 106L199 107V106H202V105H203V106H204V110L206 109V110H205V111H206L205 113H207L208 115H207V114H204V112H202V113H200L199 116L202 117V116L207 115V116L210 117V118L208 117L210 121L214 120V121L211 122V123H209V121L207 122V123H209L208 125H210V127H211V128L208 127L209 130H206V127H205V126L202 127V126L199 125V128H201V130H202L203 132H205V133H203L200 129H199V130H200L199 132H200V137H202V139L204 138L203 140H204L205 142L207 141V142H206V144H207L206 147H207V148H209V146H210L211 148H217V147H218V148H217V149L219 150V151H218V153H219V154H218V157L215 158V159H213V160H215V161H213V162H215V163H213V162L210 161V164H208V165H209V166H208V168H209L208 171H210L212 174H213V171H214V175H216V178H218V177L221 176L224 180H223V179H220V178H218V179H220V180H222V181H226L225 179H226V178L229 179V177H230V179H229L228 181L224 182V183H227V182H228V185H227V186H228L229 189H226L227 186L223 187V186L225 185L224 183H223V185H220V186H219V187H222V188H220V189H225L226 192H227V190H229V191H228L229 193L227 192L229 195L225 192V190H224V191L220 190V189L218 188V185H216V183H214L215 180H216V182L219 183V181H217L218 179H216V178L214 179L212 185H210L209 192H208L209 195H211V199H209V200H211V203L214 202V204H216V205H213V204H212L216 209H215L214 207L212 208V206L208 204V203H210V202H208V198L206 199L205 195H204V196L202 195L204 198H203V197H202V198H199V197H200V194H198V193H194V194H193V192H192V193H191L192 195H191V194H189V195H190V196H194V197H196V198L199 196L196 200L193 199V198L191 197V199H192V200L190 199L191 201H194V200H195V201H197L198 203H200V201H198L199 199H201V201H202L203 199H205V200L207 201V203H206V201L203 200V202H205V204H207L206 206H204L205 204H204V205H203L202 203L200 204V206L203 205V207L205 208V209H204V208L202 207L203 209H202V211H201V213L203 212V215H204V216H206V213L209 214V215L213 214L214 216H216L215 213L218 212V211H217V210H218V208H217V207H218V206H217V204H218V201H217L218 198H216L217 195L219 194L218 191H221V195L224 194V193L222 194V192H225L224 196H222V199H221V196H219V197H220L219 200L221 201V200L224 199L223 201H226V203H228L229 205H231V204H233V203L236 204V203L239 201V197H241L242 199H245V198H243L244 196H243V197H242V196H239V193H240V195H242L241 193L243 192V189H242V188H243V187H242V183H243V180H244V177H245V176H243V175H244L243 173H245V171H246L245 169H247V167L250 166V165L258 166L259 164L264 163V158H263V157H264V154H262V153L264 152V147H263V146H264V145H263L264 143L262 144V142H260V141H264V140H262V139H263V135H262V134H257V133H256V136H255L254 134H251V133H250L251 136H250L249 134H247V135H249L250 137H249V136H248V137L245 136V139H244V141H242V143L245 142V144H247V143H248V144H247V145L243 144L244 147H242V144H240L239 146L242 147V148H239V147H238V149H237V147H236L237 145L234 144L235 142H234V143L232 142V138H233L234 136H241L240 133H239L238 131H236V134H237V135L234 134V133H235V131H234V128H235V127H236V128H241V127L244 125L245 127L243 126L241 129H243V130L246 132V130L248 131V127H247L246 125H247V123L250 122L251 119H252V120H253V118L256 119V120H257V119H262V120L264 119V114H263V113H264V107H263V106H264V103H263L264 101H263V100H262L263 102L260 101V100H261L260 98H262V97H261V96H258V92H259V94L261 93V95H262V93L264 92V90H262V92H261V86H262L261 83H264V77L262 76V75H263V71H262V69H260V70L258 71V70H256V68H255L256 71H254L253 67H252L251 71L249 70L250 67L252 66L251 63L254 62L253 57H252L251 55H255V54H253L254 52H253V53L251 52V49H252V48L249 49V48L246 47V48L244 49V47H245L244 44H241V45L239 44L241 41H240L239 35L237 34V33H239L240 30H241L240 33H242V34H243L244 32H247L246 30H245V31L243 30V27H244V26H242V24H241L240 22H241V21H244L245 18H246V16L249 14L248 12H249V11L251 12V10L255 9V7L253 6L252 3H249L248 6H250V7H248V8H247V5H245L244 8H242L240 5H239V7H238V4H236V3H240V2H238V1H240V0H237V2H236V0H231L230 3H225V4H223V2H224L225 0H223V1L221 0L222 2H219V0H214V1L210 0V1H211V4H209V2H210L209 0H205V1L203 0V1H204V2H203L204 4L206 3V1H208V4H207V3L205 4V8L207 9V13H208V11H209V14H207V15L205 14V15H202V16L199 15V16L201 17V18H200V17H198V16H195V15H197L196 13H191L192 10H194V12H195V7H197V5L194 6L193 3H190V2H192V0H187V5H186V2H184L183 0H178V1H179V4H180L181 6H183V9L181 8V6H180L178 3H173V2H178V1H176V0H172V1H170L169 3H168L167 1L165 2V0H161ZM185 1H186V0H185ZM193 1H195V0H193ZM197 1H200V0H197ZM216 1H217L218 3L223 4L224 7H225V5H226V6H230V8L233 9V10H231L230 8H227V7H226L225 9H223V7H221L222 5H219ZM132 2L136 3V5H135L134 3H132ZM180 2H181V3H180ZM227 2H229V1H227ZM231 2H232V3H231ZM184 3H185V5H184ZM189 3H190V4H189ZM201 3H202V0H201L199 3H195V2H194V4H200V5H198V6H201ZM203 3H202V7H203V5H204ZM212 3H214V4L217 5V6L214 7L215 5L212 4ZM233 3H234V5H233ZM176 4H178L179 6L176 5ZM191 4H192V5H191ZM227 4H229V5H227ZM230 4H231V5H230ZM120 5H121L122 7L125 6L124 8H126V9H127V8H129V9L124 10ZM130 5H131L132 7H131ZM166 5H164V6H166ZM188 5H189V6H188ZM206 5H207V6H206ZM251 5H252V6H251ZM96 6H97V5H96ZM100 6H101L102 8H101ZM118 6H119V7H118ZM134 6H135V10L138 11L136 14H139V18H140V19L142 18V19H141L142 21H141L140 19H139V20H136V21H138V23H139V21H140V22H141L140 24H147V25H148L147 27L150 28V29H152V30H149V29H147L146 27H144V26H146V25H141L142 27H139V26H138L139 24H138L136 21H134V22H136L137 25H136L133 21L128 20L127 17H128L129 15H131L132 13H135V12H136V11L133 9ZM187 6H188V7H187ZM212 6H213V7H212ZM117 7H118V8H117ZM130 7H131L132 9H131ZM138 7H139V9H137ZM193 7H194V8H193ZM240 7H241L244 11H245V8H246V9H247L246 12H243L242 9H241ZM252 7H254V8H252ZM119 8H120V9H119ZM140 8H141V9H140ZM175 8L178 10L179 13L182 14V11H183V14L186 12L187 15H185V14H184L185 16H184L183 14L180 15L179 13H177V12L175 11V10H176ZM184 8H185L186 10H185ZM203 8H204V7H203ZM212 8H213V9H212ZM220 8H221V9H220ZM234 8H235V9H234ZM107 9H108V10H107ZM180 9H182L181 12L179 11ZM226 9H227V12H226ZM249 9H251V10H249ZM104 10H105V11H104ZM114 10H115V12H114ZM121 10H122V11H121ZM211 10H212V11H211ZM222 10H223V14L226 13L225 15L222 14V12H221ZM228 10H231V11L228 12ZM239 10H241V11H239ZM248 10H249V11H248ZM118 11H121V12H118ZM126 11H130V12H126ZM134 11H135V12H134ZM173 11H174L176 14L180 15V16H181L180 18H181L182 20L179 18V16H177V17L175 16L176 18H174ZM184 11H185V12H184ZM189 11H190V13H189ZM113 12H114V13H113ZM170 12H169V14H170ZM220 12H221V13H220ZM230 12H231V13H230ZM233 12H234V13H233ZM236 12H237V13H236ZM238 12H239L240 14H239ZM241 12H242V13H241ZM117 13H118V14H117ZM121 13H122V14H121ZM124 13H125L126 15H125ZM167 13H168V12H167ZM212 13H215V14H212ZM227 13H228V14H227ZM235 13H236V14H235ZM246 13H247V15H246ZM91 14H92V15H91ZM127 14H128V15H127ZM176 14H175V15H176ZM194 14H195V15H194ZM211 14H212V15H211ZM117 15H118V17H117ZM158 15H160V16L158 17ZM166 15H167V17H165ZM209 15H210V17H208ZM220 15H221V16H220ZM226 15H227V16H226ZM73 16H74V15L72 14V16H71L69 19H71V20H72V19H76L75 16H74V17H73ZM93 16H94V17H93ZM186 16H187V17H186ZM204 16H206V18H205ZM217 16H218V17H217ZM230 16H232V17H230ZM243 16H244V17H243ZM72 17H73V18H72ZM114 17H115V18H114ZM119 17H121V18H119ZM123 17H124V18H123ZM143 17H144V20L146 21V23H144V21H143ZM183 17H185V20H186V18H187V20L185 21V20L183 19ZM189 17H190V18H189ZM202 17H203V18H202ZM207 17H208L209 19H208ZM211 17H212V18H211ZM219 17H220V18H219ZM228 17H230V18L228 19ZM239 17H240V18H239ZM93 18H94V19H93ZM160 18H161V20H160ZM168 18H169V19H168ZM199 18H200V19H199ZM221 18H222V19H221ZM232 18H233V20H230V19H232ZM234 18H235V19H234ZM243 18H244V19H243ZM90 19H92V20H90ZM114 19H115L117 22H116ZM117 19H118V20H117ZM191 19L193 20V22H192ZM197 19H198V21H197ZM210 19L213 21V23H212V21H210ZM215 19L218 20V23H217V20L215 21ZM237 19H239V20H237ZM240 19H242V20H240ZM158 20H159V22H158ZM167 20H168V21H167ZM172 20H173V21L175 20L176 23H174V24L170 23V21L173 22ZM188 20L191 21V22H189L191 25L195 26V27L192 26V28H193L192 33H193L194 31L196 32V31L198 30L197 33H195V34L199 35V36L202 37V38L200 39L197 35L194 36V37H192V34L189 35V36H191L192 38L197 37V38H195V40L197 41V44H196V43H195V44H196V45H200L199 47L202 46V47H201V50L205 49L204 51H205L207 54L209 53V48H210L209 46H210V45H208V46L205 45V43L207 44V42H206L207 40H205L204 42L201 41L202 39H204V38H203L204 36H202V35L206 34V31H207V33L211 32L210 30H211L212 28H211L210 26L212 25L213 28H215V27H216V23H217V27L220 28L221 26H223L224 29H221V28H223V27H221L220 29L217 28V29H219L221 32H219V30L212 29V30H214L213 33H211V34L209 33V34H210V35L214 34L213 36H215V38H217L218 40H220V37H221V36H223V37L225 36V37L223 38L224 40H225L226 37H227L226 39H228V40H227V43H226V41L224 42V43L226 44V46H224V45H225V44L223 43L224 40H223L222 37H221L222 41L220 40V42H222V48H224V49L221 48V49H222L221 52H225V53H227V51L230 52V51L232 50L233 47H236V46H234V45H235L237 42H239V43H237L239 47L236 48V49H237L239 52H241V53H239L238 51H235L236 49L233 48V51L230 52L232 55H231L230 53H227V54H229V55H228L229 57L232 56L231 58L234 59V60H231V65H234V69H237V70L235 71V72H236V75H237V73H238V75H237V76H238L237 81L239 80L240 77H242L241 79H243V80H241V79L239 80V81H240V83H239L240 86H236V84H237L239 81H238V82L235 81L236 84H235V83L233 84V85H235V86H232V87H236L235 89L232 88V87H230V86H228V87L226 88V85H225V84H227V81L224 82V80H225L224 78L226 77L227 74L225 75V72L222 71L225 67H223L222 70L220 69L219 66H218L219 69H218V68H213V67H215V65L213 64V63L215 62V60H214V61L210 60V54H208V55H209V56H208L209 58L207 57V58L210 60V61H207L208 64L205 63V65H203L204 63L202 64V62H201V63H199V64H202V66H199L198 62H200L199 60H201V59H198V60H197V57H203V58H204V56H202V54H204V55H206V54H205V53H202L203 51L200 52L201 50H199V51L197 50V51L193 52L192 54H190V52L188 51V49L191 48V46H190L191 44H189L190 40L187 39V38H189V37H187V33L190 34L189 31H191V30H189V31L187 30L188 32H187L186 34L183 32V31H185V29H183L182 31H180L181 28H183V27H181V26H179V25L182 24V26H183V24L186 23ZM201 20H203V21H201ZM206 20H207V22H206ZM208 20H209V22H210L211 24L208 23ZM75 21H76V20H75ZM118 21H119V22H118ZM183 21H184V22H183ZM214 21H215V22H214ZM233 21H234V22H233ZM72 22H73V20H72ZM127 22H129V23H127ZM131 22H132V23H131ZM142 22H143V23H142ZM163 22H164V23H163ZM166 22H167V23H166ZM220 22H221V23H220ZM122 23H123V24H122ZM187 23H188V22H187ZM196 23H197V24H196ZM203 23H204L205 25H204ZM219 23H220V24H219ZM236 23H237V24H236ZM127 24H129V25L131 24L132 27H129V25H127ZM133 24H135V26H134ZM232 24H233V25H232ZM124 25H125V27H124ZM167 25L169 26V28H168ZM173 25H174V26H173ZM214 25H215V26H214ZM219 25H220V26H219ZM177 26H178V29H176ZM206 26H207V28H205ZM236 26H237L238 28H237ZM126 27H127V28H126ZM136 27H137V28H136ZM138 27H139V29H140V28H144V29H145V30H144V33L147 35L148 38L146 37V35L143 34L144 37L140 35L141 37H140V36H139V37L137 36V37L135 38V40H133V39H134L133 37H135V36H133V35H134V31H135L133 28L138 29ZM153 27H154V28H153ZM198 27H199V28H198ZM128 28H129L131 31L129 30V32H128V31H127ZM203 28H204L205 30L202 31V32L200 33L201 29L203 30ZM239 28H240V30H239ZM113 29H114V28H113ZM168 29H169V30H168ZM123 30H124V31H123ZM132 30H134V31H132ZM141 30L143 31V29H141ZM153 30H154L156 33H154ZM157 30H158V31H157ZM173 30H174L175 32H174ZM208 30H209V31H208ZM224 30H225V31H224ZM216 31H217V32H216ZM222 31H223V32H222ZM233 31H234V32L236 31V32L234 33ZM126 32H127V33H126ZM140 32H141V31H140ZM146 32H147V33H146ZM152 32H153V33H152ZM160 32H161V33L163 32L162 35H161ZM168 32H169V33H168ZM185 32H186V31H185ZM198 32H199V33H198ZM204 32H205V33H204ZM130 33H132L133 35L130 34ZM157 33H159V34H157ZM165 33H166V34H165ZM171 33H172V34H173V33H174V34L177 33V34H175V35H177L176 37L178 38V40L180 39L179 41L181 42V44L183 43L185 46H184V45H181L180 42H178V40H177L176 37H175V39H174V37H172V34H171ZM203 33H204V34H203ZM217 33H218V35H219V34L221 35V36H218L219 38L216 36ZM231 33H232V34H231ZM233 33H234V34H233ZM118 34H119V33H118ZM128 34H130V36L132 35V36H131L132 39H131V37H130ZM164 34H165V35H168V36L170 35L169 38H168V36H165ZM201 34H202V35H201ZM126 35H127V36H126ZM150 35H151V36H150ZM154 35H155V37H157V36L159 35V36H158V39H159V37L163 36V37H164V40H165V38H166V41H170V40H171L173 44L179 43V45H181V46H178L180 49L177 47V44L175 45V47H177L178 49L175 48L174 45H173L171 48H172V49L174 48V49H176V50L173 49V50L167 52L166 50H170V49H167V48H170L171 45L169 44L170 42H166V41H164V42H166V44L168 43V45H170L169 47H168V45H167V48H166L165 46L161 45V47L164 49V51L167 52V54H168L167 56L170 57V59H169V57L166 58V59L168 60V61H166V62H165V59H164V58H163L164 60H162V58H161V55H163L162 53H165V52H164L163 50H162V51H163V52H162L159 48H158V51H159V52H157L158 55L161 54V55H159V58H161V59L158 58L159 61H157L158 59L155 60V58H152V57H151V58L154 59L155 61H154V60H150L151 58L149 57V55L145 54V51H144V50L146 49L145 47H148L147 45H149V44H148L149 41H150L152 44H153V43H154V44L157 43V40H158V39L155 38ZM156 35H157V36H156ZM183 35H184V36L186 35L187 38L184 37ZM193 35H194V34H193ZM226 35H227V36H226ZM230 35H231V36H230ZM232 35H236V36H238V38H239V39H238V38H237V39L234 38L235 40H234V39L232 40V41H235V44H234V43H232L233 45L231 44L233 47H232L231 45H229L231 42H228V41H231L230 37L233 38ZM123 36H124V37H123ZM149 36H150V37H149ZM125 37L130 38V39H126ZM145 37H146L147 40L144 39ZM181 37H182V38H181ZM191 37H190V38H191ZM139 38H140V39H139ZM142 38H143V41H142ZM154 38H155V39H154ZM171 38H172V39H171ZM183 38H186V40H184ZM125 39H126V40H125ZM181 39H182V40H181ZM198 39H199V40H198ZM229 39H230V40H229ZM248 39H249V38H248ZM0 40H1V39H0ZM2 40H4V39H2ZM128 40H129L130 43H128ZM148 40H149V41H148ZM151 40H152V41H151ZM173 40H174V42H173ZM175 40L177 41L176 43H175ZM183 40L186 41L187 44H188L189 46L186 45V42H184ZM187 40H188L189 42H188ZM191 40H192V39H191ZM236 40H238V41L236 42ZM250 40H252V39H250ZM124 41H126V42H124ZM147 41H148V42H147ZM0 42L2 43L3 41H0ZM144 42H145V43H144ZM199 42L203 43V44L205 45L204 47H206V48H203V44H201V43H199ZM246 42H247V41H246ZM246 42H245V44H247ZM253 42H254V40H253ZM1 43H0V46L2 45V47H0V52H1V50H2L3 48H5V43H3V44H1ZM119 43H121L122 45H120ZM124 43H125V44H124ZM172 43H171V44H172ZM228 43H229V44H228ZM109 44H110V43H109ZM109 44L106 45V46H107L106 49H105V46H103L102 44H99V45L102 47V49H104V50L101 49L100 52H99V51H96L94 46H93V48H92V51H93V49L95 50L94 52H92L91 50L87 51V52L90 53V55H91L92 57H90L89 53H88L89 56L87 55L88 57H87L86 54H85L84 59H86V61H85L86 64L84 63V65L89 64V65H90L89 67H91V64L96 65V63H98V64L100 65V62H101V63L103 62V61H102L103 58H104V59H105V58L108 59L109 61L107 60V62H110V61L112 62L113 60H115V59L118 57L117 55H119V53H118V51H117V54H115V51H113V53H114V54H113V53H112V49H113V48H110V47H111V46H110L111 44H110V45H109ZM133 44H134V45H133ZM163 44H164V43H163ZM208 44H211V42L208 41ZM248 44H250L251 47L254 46V48H256V47H255V46H256V45H255V42H254V43H250L249 40H248ZM248 44H247V45H248ZM99 45H97V46L95 45V46L97 47V49L101 48V47H99ZM104 45H105V44H104ZM127 45H128V46H127ZM150 45H151V44H150ZM164 45H165V44H164ZM216 45H217V44L214 45V42H212V44H211V48H212L213 50H215ZM227 45H229V47H228ZM187 46H188V47H187ZM213 46H214V47H213ZM220 46H221V45H220ZM220 46H219V47H220ZM230 46H231V48H230ZM241 46H242L243 50L241 49ZM248 46H249V45H248ZM98 47H99V48H98ZM159 47H160V46H159ZM164 47H165V48H164ZM185 47H186V48H185ZM207 47H208V48H207ZM225 47H228L229 50H228V48H225ZM1 48H2V49H1ZM181 48H184L183 50H184V54H185V56L183 55V53H182V51H181ZM254 48L252 49V51L254 50ZM136 49H138V50H136ZM141 49H142V50H141ZM185 49H186V50H185ZM206 49L208 50V52L206 51ZM212 49H211V52L213 51ZM239 49H240V50H239ZM248 49H249V50H248ZM257 49H258V48H256V50H257ZM108 50H110V52H109ZM113 50H114V49H113ZM135 50H136V51H135ZM140 50H141V51H140ZM225 50H226V51H225ZM241 50H242V51H241ZM246 50H247V51H246ZM256 50H255V52H257ZM90 51H91V52H90ZM103 51H105V52H103ZM107 51H108V52H107ZM122 51H123V52H122ZM132 51H134V52L132 53ZM172 51H173V52H172ZM102 52H103V53H102ZM106 52H107V53H106ZM136 52H137V53H136ZM138 52H139V53H138ZM170 52H172V53H170ZM179 52H180V54H179ZM188 52H189V53H188ZM196 52H197V55H196ZM211 52H210V53H211ZM235 52H238V53L235 54ZM244 52H245V54H244ZM247 52H249V53H247ZM3 53H4V52H3V50H2V53L0 54V56H1V57H5V59L0 57V58H1V60H0V62H1V63H0V70H1V71H0V72H1L0 75H2V72H3L4 75H2V77H0V80H1V79H5L6 76H9L10 74H11V77L6 78V81H5V80H2V81H1L0 84L3 85V84L5 83V85H3V88H4L5 90H3V88L0 89V91H1V93H0L1 96H0V97L2 98V96H3V98H2L3 100H5V99L7 98V100H5L6 102H10V100H11V102H12V97H10V96L13 94V97H14V93H15V92H16L15 94H18V93H17V90H18L20 93L23 91L22 94H21V97H20V95H19L20 93L18 94V96L16 95L18 98H19V97H20V98L23 97V98H22L23 100H24V99H27L28 97L30 98V96H31L30 93L33 94V92H34V91H33V90H34L33 88H34V87L31 85V82H32V81H30V80L27 81L28 78H27L25 75H24L25 78L23 77V75H21V76L23 77L22 79H21V77H20V80H21V82H22V83H21V82H20V83L23 85L24 88L22 87V85H20V86H18V87H19L20 89H21V87H22L21 90L16 89L15 92L11 91V90H12L11 88L14 87V86H12V82H13L14 79H13V75H12L11 72L13 71V74H15V72H16V73H22V71H21L20 69L17 68V67H18L17 64L11 62L12 59H10V58H6V57H7V54H6V53H5V56L2 55ZM91 53H93V54H91ZM96 53H97V54H96ZM108 53H109V54H108ZM142 53H143V54H142ZM169 53H170V54H169ZM173 53H175V54H173ZM177 53H178L179 56H177ZM186 53H187V54H186ZM225 53H223V54L226 55ZM242 53H243V54H242ZM157 54L155 55L156 58H157ZM193 54H194L196 57H195ZM246 54H247L248 56H247ZM249 54H251V55H249ZM109 55H110L111 57H110ZM115 55H116V56H115ZM164 55H166V54H164ZM174 55H175V56H174ZM188 55H189V56H188ZM192 55H193V57H192ZM198 55H200V56H198ZM230 55H231V56H230ZM233 55H234L235 57H236L237 55L240 56V58L237 56L239 61H238V63L236 62V64H233L234 62H232V61H237V60H236L237 57L235 58ZM93 56H94V57H93ZM187 56H188V57H187ZM226 56H227V55H226ZM244 56H245V57H244ZM142 57H143L144 59H143ZM147 57H148V58H147ZM163 57H164V56H163ZM165 57H166V56H165ZM172 57H173V58H172ZM175 57H176V58H175ZM191 57H192V58H191ZM205 57H206V56H205ZM241 57H242V58H241ZM246 57H247V59H245ZM250 57H251L252 59H250ZM87 58H88V59H87ZM101 58H102V59H101ZM149 58H150V59H149ZM180 58H181V59H180ZM190 58H191V59H190ZM194 58H195V60H194ZM207 58H206V60H208ZM243 58H244V59H243ZM89 59H90V61H88ZM106 59H105V60H106ZM132 59H134V60H133L134 62L132 61ZM147 59H149V62H148ZM174 59H176V61H175ZM211 59H212V58H211ZM249 59L252 60L253 62L250 61ZM160 60H161L162 62H161ZM169 60L172 62V65H171V62H169ZM241 60H242L244 63L241 62ZM135 61H136L137 63H135ZM143 61H145V62H144L145 64H143ZM150 61H151L152 63H151ZM173 61H174L175 63H174ZM192 61H194L195 63H193ZM203 61H205V60L203 59ZM211 61H212V62H211ZM247 61H248V62H247ZM249 61H250V62H249ZM88 62H89V63H88ZM139 62H141L142 64H140ZM159 62H160V63H159ZM164 62L167 63V64H165ZM176 62H177V63H176ZM209 62H210V64H209ZM4 63H5V64H4ZM11 63H12V64H11ZM112 63H114V61H113ZM132 63H134V65H133L132 68L129 69V67H131ZM147 63H148V64H147ZM153 63H154V64H153ZM157 63H158V64H157ZM163 63H164V64H163ZM192 63H193V66H192ZM211 63H212L214 66H212ZM215 63H216V62H215ZM248 63H249V64H248ZM13 64H14V65H13ZM102 64H103V63H102ZM146 64H147V65H146ZM162 64H163V65H162ZM169 64H170V67H171V68H172V67L174 68V66H175V68H174V69H173V68L171 69V68L168 66ZM206 64H207V65H211V68L208 67V66L206 67V68H208L207 70H209V72H208L207 70H204L205 67H204L203 69L201 68V67H203V66H206ZM238 64H239V65H238ZM240 64H241V65H240ZM243 64H245V65H243ZM1 65H3V66H1ZM11 65L14 66V67H16V68H15V70H12L11 72H9L8 70H11V68H14V67H11ZM15 65H16V66H15ZM129 65H130V66H129ZM150 65H152L153 68H152ZM164 65H167V68L170 69L171 71L168 70L167 68H165L166 66L164 67ZM177 65H178V66H177ZM179 65L181 66L182 69L179 68ZM196 65L198 66V68H200V69H201L203 72H205V73H202V74H201L202 71H201L200 69H198V68L196 67ZM235 65H236V66H235ZM247 65H248V66H247ZM249 65H250V66H249ZM9 66H10V68H7V67H9ZM134 66H135V68H134ZM137 66H138V67H137ZM145 66H146V67H145ZM148 66H149L150 69L147 68ZM155 66L160 67V69H159L158 67H155ZM162 66L164 67V70L166 69L165 72H164L163 70H161V69H163V68H161ZM183 66L186 67V69H184L185 71H186V70H191V71H186V72H187V75L190 73V76H189L190 78H189V79L192 80L193 82H192V81H188V80H187V81H184V79L182 78V76H181V74H182L181 71H182V72L184 71V70H183V68H184ZM194 66L197 68V70H200V72L198 71V72H199L198 75L195 73L197 70H196V68H194ZM241 66H242V67H241ZM243 66H244V67H243ZM1 67H2V69H1ZM125 67H126V66H125ZM191 67L194 68V69L192 70ZM236 67H237V68H236ZM246 67H247V69H244V68H246ZM133 68H134V69H133ZM141 68H142V69H141ZM143 68H144V69H143ZM154 68H157V69H154ZM209 68H210V69H209ZM248 68H249V69H248ZM6 69H7V72L9 73V75H5V73H6ZM136 69L139 70L140 72H139V71L137 72ZM212 69H214V70H212ZM215 69H216V70H215ZM234 69H233V70H234ZM239 69H240V71H239ZM257 69H258V68H257ZM3 70H4V71H3ZM18 70H20V72H17ZM148 70H154V71H148ZM160 70H161L162 72H161ZM167 70H168V71H167ZM194 70H195V71H194ZM246 70H247V71H246ZM248 70H249V71H248ZM14 71H15V72H14ZM145 71H146V72H145ZM147 71H148V72H147ZM156 71H158V72H156ZM179 71H180V72H179ZM210 71H214V72L216 71V72H215V73H214V72H211V73H210ZM220 71H221L222 73H217V72H220ZM252 71H254V72H252ZM257 71H258V72H257ZM260 71H261V72H260ZM131 72H132V73H131ZM135 72H136V73H135ZM143 72H144V73H143ZM151 72H152V73H151ZM166 72H167V75H166ZM169 72H170L171 74H168ZM256 72H257V74H256ZM134 73H135V74H134ZM142 73L145 75V77H144L145 79L142 78V81H140L141 83L138 82V81H137V82L135 81L136 83H135V82L132 83L134 86L130 83V84L133 86V87H132V86H131V87L137 89V91H136V90H135V91H136L137 93L140 92L139 94H141V92H145V91H147V90H148V91L151 90L150 92H152V93L155 95V96H154V97H155V100H154L155 102L153 101L152 103H154V104H157V103H158L157 105H154V104H153V106H152V103H151V104H147L144 100H141V101H140V100H137V101H136L135 99H132V97H128V95H129L128 90L130 89L129 87H126L127 84L129 85V81L127 80V79H128V76H129L130 78H132V76L134 77V76L139 75V74H142ZM148 73H149V74H148ZM158 73H159V75H158ZM161 73H162V75H161ZM172 73H173V74H172ZM180 73H181V74H180ZM183 73H184V72H183ZM191 73H192L193 75H191ZM216 73L219 74V76H218ZM247 73L250 74V77H248ZM251 73H252V74H251ZM254 73L256 74V76H254V75H255ZM258 73H259L261 76H258ZM261 73H262V74H261ZM6 74H7V73H6ZM121 74H122V73H121ZM130 74H131V75H130ZM146 74H147V75H146ZM154 74H155V75H154ZM179 74H180V75H179ZM203 74H204V75H203ZM205 74H206V76H205ZM207 74H208V75H207ZM164 75H166V76L164 77ZM171 75H173V77H171ZM174 75H175V76H174ZM178 75L180 76L181 79L178 78V77H179ZM182 75H184V74H182ZM194 75L197 76V77H199V75H201V77H199V79H198V78H195ZM224 75H225V76H224ZM243 75H246V76H243ZM4 76H5V78H4ZM139 76H140V75H139ZM148 76H151L152 79L150 78V79L148 80V79H147ZM155 76H157V77H155ZM158 76H159V77L161 76L160 79L158 78ZM168 76H169V78H168ZM177 76H178V77H177ZM203 76H204V77H203ZM211 76H212V77H211ZM137 77H138V76H137ZM153 77H154V79H153ZM191 77H192L193 79H192ZM205 77H206V78H205ZM221 77H222V78H221ZM255 77H257V78L255 79ZM258 77H259V78H258ZM10 78H12V79H10ZM26 78H27V79H26ZM175 78H177V79H175ZM186 78H188V76L185 77V79H186ZM252 78H253L254 80H253ZM7 79H10V80H12V81H10V82L8 83V82H7ZM125 79H126V81H125ZM155 79H156V80H155ZM167 79H168V80H167ZM171 79H172V82H170ZM179 79H180V80H179ZM201 79H202L203 81H202ZM206 79H207V80H206ZM221 79H222V80H221ZM247 79H248L249 81H247ZM258 79H259V80H258ZM260 79H261V80H260ZM24 80H25V81H24ZM150 80H153L154 82H149ZM158 80H160V81L162 82L160 85H158V83H160V81H158ZM162 80H163L164 82H168V81H169L170 84L172 83L171 86L174 84L173 87L176 86L175 88H179V89H176V91L178 90V92H180V93L178 94V92H177V94L175 93L174 95H173L172 93H171V94H168V93L171 92V89L168 88V87L163 86V81H162ZM175 80H176V81L178 80L179 84H177L178 82H176ZM181 80H182V81H181ZM211 80H212V81H211ZM219 80H220V81H219ZM244 80H245V82H243ZM3 81H4V82H3ZM8 81H9V80H8ZM23 81H24V82H23ZM122 81H123V82H122ZM145 81H146V82H145ZM157 81H158V83H157ZM200 81H201V82H200ZM204 81H205V82H204ZM213 81H214V82H213ZM216 81H218V82H216ZM250 81H251V82H250ZM259 81H260V82H259ZM2 82H3V83H2ZM173 82H174V83H173ZM184 82H185V83H184ZM186 82H187V83H186ZM197 82H198V83H197ZM199 82H200L201 84H200ZM202 82H204V83H202ZM208 82H209V83H208ZM219 82H221V83H219ZM231 82H232V81H230V83H228V85H231ZM233 82H234V81H233ZM246 82L249 83V85H247ZM257 82H258L259 84H258ZM7 83H8V84H7ZM20 83H19V84H20ZM23 83H24V84H23ZM122 83H123V84H122ZM126 83H127V84H126ZM145 83H146V84H145ZM148 83H149V85L152 83L151 85H152V86L154 85V86H153V87H152V86H149ZM156 83H157V85H156ZM180 83H181V84H180ZM213 83H214V84H213ZM217 83H218V86L216 87ZM244 83H245L247 86H245ZM252 83H254V84H252ZM125 84H126V85H125ZM139 84H140V85H139ZM175 84H177V85H175ZM187 84H188V85H192L191 87H192V88L194 87V89H192V88L189 89V88H188V89L190 90V92H189L188 89H187V87H188ZM193 84H194L195 86H194ZM198 84H199L200 86H199ZM205 84H206V86H205ZM207 84H208V85H207ZM215 84H216V85H215ZM219 84H220V85H219ZM221 84H222V85H225V86H223V88H222V87H220V86H222ZM242 84H244V86L247 87V90H245V89H246L245 87H244L245 89H243V87H242L241 90H245V92H246V91H248V89H250L249 91H250L252 94H251L250 92H249V93L247 92V93H248L247 95H245V93L240 94L241 90H240V92L237 94L235 91H239L237 88H238V87H241ZM255 84H256V85H255ZM2 85H0V87H2ZM6 85H7L8 89H9V86H10V85L12 86V87L10 86V89H11V90L9 89V93H8V92H7V93L5 92V91L8 90V89L5 87ZM124 85H125V86H124ZM143 85H144V86H143ZM155 85H156V86H155ZM161 85H162V86H161ZM181 85H182V86H181ZM184 85H186V86H184ZM196 85H197V87H196ZM201 85H204V86H201ZM214 85H215V87H212V86H214ZM237 85H238V84H237ZM258 85H259V87H257ZM129 86H130V85H129ZM179 86H181V87H183V88H181V87H179ZM136 87H139V88L143 87V88H141L140 91H139V88H136ZM148 87H149V88H148ZM164 87H165V88H164ZM202 87H204V88H202ZM206 87H207V88H206ZM218 87L221 88V89H219ZM224 87H225V88H224ZM15 88H16V86H15ZM122 88H123V89H122ZM132 88L130 89L131 91H132ZM167 88H168V90H167ZM184 88H186V89H184ZM196 88H197V89H196ZM205 88H206V89H205ZM211 88H212V89H211ZM214 88H215V89H214ZM216 88H217V89H216ZM228 88H230V89H228ZM124 89H125V90H124ZM144 89H145V91H144ZM169 89H170V90H169ZM199 89H201V90H199ZM204 89H205V91H209V93H211V94H209L208 92H205V93H204V92H203ZM207 89H208V90H207ZM218 89H219V90H218ZM222 89H226V90L221 91ZM231 89H232V90H231ZM236 89H237V90H236ZM254 89H255V90H254ZM256 89H257V90H256ZM2 90H3V91H2ZM13 90H14V88H13ZM31 90H32L33 92H32ZM130 90H129V91H130ZM141 90H143V91H141ZM164 90L167 91V92L163 94V92H165ZM172 90H173V89H172ZM185 90H186V91H185ZM191 90H194V93H195L196 90H198V91H196L195 94H194V93H193V94H190L191 92H193V91H191ZM215 90H217V93H219L218 91H220V93L225 92V93H223V94H225V95H223V96L221 95V96H222L223 99H224L225 97H227L226 99H228V100H226V99H224V100H223V99H222V100H221V99L218 100L219 97H217V98L215 97V96L217 95V94H215V93H216ZM230 90H231V91H230ZM10 91H11V92H10ZM61 91H62V90L59 88V90H57V93H58V94L61 93L60 95H62L63 93H62ZM131 91H130V92H131ZM200 91H201V92H200ZM210 91H211V92H210ZM226 91H227V92H226ZM229 91H230V92H229ZM256 91H257V92H256ZM27 92H29V93H27ZM188 92H189V93H188ZM197 92H198V93H197ZM232 92H233V93H232ZM4 93H5V94H4ZM185 93H186V94H185ZM187 93H188V94H187ZM226 93H227V94H226ZM229 93H232V95L235 93V94H234V97L238 95V98H239L241 95H242V97L245 96V97H247V98H245V99H246V100H249V101H246V100H245V101H246V103H245L244 99L241 98L242 100H241V99L238 100V103H239V104H236V102H237V98H235L236 102L233 103L234 100H233V101L231 100V99H233V97H232ZM7 94H8V95H7ZM180 94H183V95H186V96H187L186 98H184L183 102H182L180 105H183V104H185V103H186V105H187L188 102H189V100H190V98H191L192 101H193V99H195L196 102H198V101H199V102L196 103L195 100H194L193 103L191 102L192 105H190L191 103H189V104L186 106V108L189 106V107H188L189 109L187 108V110L185 109V107H183V106H185V105L178 107L180 110H179V109H174V108H173L174 102L172 101V100H173L172 97H174V98L176 99V98H177V95H180ZM203 94H204V95H203ZM249 94H250V95H249ZM24 95H25V96H24ZM156 95H157V96H156ZM164 95H165L166 97L168 96V98L164 97ZM175 95H176V96H175ZM194 95H195V96H194ZM198 95H200V96H198ZM206 95H207V96H206ZM229 95H230V96H229ZM248 95L251 96V97H248ZM190 96H193L194 98H192V97H190ZM197 96H198V97H197ZM204 96H205V97H204ZM228 96H229L231 99H230ZM252 96H253V97L255 96V97L253 98ZM9 97H10V99H9ZM156 97H157L158 99H157ZM203 97H204V99H203ZM209 97L212 98V100H211ZM1 98H0V99H1ZM20 98H19V100L21 101L22 99H20ZM29 98H28V99H29ZM161 98H162V99H161ZM206 98H208V100H207ZM215 98H216V100H215ZM220 98H221V97H220ZM249 98H252L251 100H252L253 103L256 102V103L258 104L259 102H261L262 105L259 104V106H261V108H262V107H263V108L261 109L259 106H258V107H255V106H256V105H255L256 103L254 104V105H255V106H254L255 108H253V106L251 107V106H250L251 101H250ZM255 98H256V99H255ZM257 98H259V100H258ZM2 99H1V100H2ZM15 99H16L18 102H16ZM126 99H127L128 103H127ZM129 99H132V100H129ZM166 99H167V100H166ZM169 99H170V100H169ZM185 99H187V100L185 101ZM253 99H254V100H253ZM262 99H263V98H262ZM3 100H2V101H3ZM13 100H14V102H13V103H10V104L6 103L5 101H3V102L0 101V105H1V106H0V107H1L0 110L3 109L2 107H4V106H3L4 104H8V106L5 105L6 107H4V109H3L4 111L1 110L2 112H4L3 116L7 114L6 116H4V118L2 117L1 119H5L6 121L9 120L10 123H11V124L8 123V122L6 123V121H5L4 123H5L6 125H7V124H10V125H7V126L4 125V127H1V124H0V127H1V129H3V128H7V127H8L7 130H9V133H11V132H12L11 128H13V127H11V126L14 125V126H15V127H14L15 129L13 130V131H14L13 133L16 135L17 132H18L17 136L19 135L18 137H19V139H20V140L18 139V140H19V143H18V144H20V145L18 146V148H17L16 150H18V149L21 150V148H20V146H21L23 149H26V150H27V151L24 150L25 153H28V156H30V155H31V156H30V157H28V156L26 157L25 155H27V154H24V157H21V158H20L21 160L23 159L22 163H21V160L19 159V162H18L19 164L16 162V160H15V162H16V164H15L14 160L11 159L10 157L12 156L13 153H14V154L18 153L19 150H18V151L14 150V144H13V145L10 144V141L8 140L9 137L11 138L10 135H12V133L8 135V132H7V134L4 133V134H5V135H4V134L1 132L2 130L0 131V132L2 133V135H3V141H4V140H5V142L9 141L8 144L10 145V146H9V145L6 144V146H5V144H3V143L0 144V147H1V146H4V148H6L7 146H9L8 151H10V155H8V154H7L8 151H6L7 149L4 150V148L1 147V148H3L2 151L4 150V152H2V153H5V154H2V155H1V153H0V167H2V165H3V167H4L3 169L1 168L0 172H2V173H0V174L7 176V178H8L9 175H10V178H11L12 175L15 174L14 172H15V171L17 172V170H18L17 175L14 176V177H16V179L18 180V182L15 181L14 177H12L11 179L9 178L10 181H11L12 179H14V185H15V186H13L12 188H9L8 186H11V185L13 184V183H12L13 180L11 181L12 184H10V183L8 184L7 182H9V181H7V182L5 181V182H6V187H7L6 189H7V191H3V190L0 191V220H1V222H0V224H1V225H0V230H1V231L3 230L4 226H5V228H6V225H3L5 222H6L5 224H7L8 222H10V223H8V225L13 224V220H11V219H14V220H15V218H16V221H17V222L22 221V220H20L21 217H23V219L26 218V221H30V219H31V222L34 221L33 219L37 220V219L39 218V216H40L41 210H39V212H38V211H36V212L34 211L35 213H37V212L39 213V214L37 213L36 215H34V212L31 211V210H29V208L27 207L28 205H24V207L26 206L27 209H28V210H26V208H23V204H25V202H26V204H27V203L30 204V203H32V202H33V203H38V202H40V201H42V200L44 199V196H46V201H48L47 199H49L48 196H50V197L52 196V197L50 198L51 200L49 199V201L51 202L52 200H54L55 203H56V202L59 203V202H60L59 199H52V198H53V196H55V195L57 196V195L60 194L59 191L62 190V187H60V184H61L62 182H65V179H67L65 183H67V182L69 181V180H68L69 177H68L67 175H66V176H67L66 178H63V179H64V180H63V179L61 178V175H62V176L64 175L63 173H62V174L60 173L61 175H60V174H56L55 172H57L58 170L55 169V170H57V171H55V170H52V169H51V168H54V166H57L56 168H58V169L61 168V167H63V165H60V164L62 163L61 160L55 158L56 160H58V161H55L56 163H59V161H60L61 163H59V164H57V165H55V163H53L54 166H52V163H50V162H52V161L54 162V159H50V158H49L51 161H48L49 159H47L46 157H44L43 154H42L44 151H48V150H49L50 152L53 151V153H54V151L57 150V148H60V147L62 148L63 151L66 149L64 146L62 147V146H61L62 144H60L59 142H58L59 144H56V143H57V141H56V137H57V135H56V134H55V136H56L55 139H54V136H52V135H54V133H53L52 131H55V132H56V130H55V129H56V124L53 125L52 123H50L49 120L45 119V117H43V116L41 115V114L45 115V112L47 111V109H42V110H41V109L39 108V109H40V112H41V114H40L41 116H38V115L36 116L37 118L40 117L39 120H37V119L35 118V120H37V122H36L34 119H31V120H32L31 123H30L31 120H28L29 123H28V121H25V122H26V123H25L23 120H27V119H26L27 117L25 118V116H27V114H28V113L26 114L27 111H24V110L21 108L20 110H23V111H20V110H19V112H20V113H19V112L16 110V108H18V107H16V106H19V105H17L16 103L20 104V103H19V100H18L17 98H15V97H14ZM156 100H157V101H156ZM191 100H190V101H191ZM213 100H215V101H213ZM229 100H230V101H229ZM142 101H143V102H142ZM205 101H206V102H205ZM209 101H210V102H209ZM211 101H213V102H212L213 105H212ZM219 101H220V102H219ZM225 101H228V102H225ZM132 102H133V103H132ZM135 102H136V103H135ZM144 102H145V103H144ZM156 102H157V103H156ZM184 102H185V103H184ZM201 102H202V103H201ZM222 102H223V103H222ZM224 102H225V103H224ZM230 102H231V103H230ZM240 102L242 103V105H240ZM139 103H140V104H139ZM142 103H143V104H142ZM179 103H180V102H179ZM205 103H206L207 105H206ZM210 103H211V104H210ZM214 103H215V104H214ZM220 103H221V104H220ZM229 103H230V104H229ZM244 103H245V105H246V104H247V105H246V106H243ZM132 104H133V105H132ZM141 104H142V105H141ZM160 104H163V107H162V105H160ZM164 104H166V105L164 106ZM177 104H178V102H177ZM201 104H202V105H201ZM231 104H232V105L234 104V106H232ZM235 104L237 105V106H236L237 108L235 107ZM136 105H137V106H136ZM144 105H145L146 107H145ZM150 105H151L152 107H151ZM159 105H160L161 107H159ZM220 105H221V106H220ZM133 106H134V107H133ZM147 106H148V107H147ZM167 106H166V107H167ZM178 106H179V105H178ZM190 106H192V107H190ZM203 106H202V107H203ZM211 106H212V107H211ZM225 106H226V107H225ZM249 106H250V107H249ZM150 107H151V108H150ZM157 107H158V108H157ZM215 107H218V108H215ZM227 107H228V108H227ZM238 107H240V108H238ZM241 107H242V108H241ZM130 108H132V109H130ZM146 108H147V109H146ZM149 108H150V109H149ZM156 108L159 109V112L156 111V112H158V113H154V111L156 110ZM168 108H169V107H168ZM181 108H182V109L184 108L185 110L183 111ZM209 108H210V112H211V113L209 112ZM220 108H221V109H220ZM223 108H224V109H223ZM234 108L237 109V112L235 111ZM244 108H245V109H244ZM248 108H249V110H248ZM251 108H253V110H252ZM136 109H137V110H136ZM143 109H144V110H143ZM172 109H173V110H172ZM230 109H231V110H230ZM233 109H234V111H233ZM242 109H243V110H242ZM246 109H247V110H246ZM257 109H259V110H257ZM14 110H15V111H14ZM181 110H182V111H181ZM212 110H213V111H212ZM217 110H218V111H217ZM221 110H222V111H221ZM225 110H226L227 112H226ZM240 110H241V111H240ZM256 110H257V111H256ZM6 111H7V112H6ZM16 111H17V114L15 113ZM38 111H39V110H38ZM44 111H45V112H44ZM106 111H107V112H106ZM106 111L104 112V113H106V114H104L105 117H106L107 113H109V114H108V116L106 117V121H102L100 125H103V122H105V124H107V121H108L107 127H108L109 125H110V126H114V125H116V126H118L119 129H120V128L125 127V125H127V124H125L124 122L121 121V122H122V123H121V122H119L120 120H119V121L117 120L118 118H117V116H116L117 114H116L115 112H113V111H111V110H109V109L106 110ZM150 111H151V112H150ZM190 111H191V113H190ZM207 111L210 113V115H209V113H208ZM5 112H6V114H5ZM21 112H22V113L25 112V114L23 113V114H24V115H23V114H21ZM173 112H174V113H173ZM183 112H186V113H183ZM212 112H213V113H212ZM214 112H215V113H214ZM217 112H218V113H217ZM224 112H225V113H224ZM228 112H229L230 114H231V113H232V114L230 115ZM233 112H234V113H233ZM238 112H239V113H238ZM262 112H263V113H262ZM36 113L39 114V112H36ZM113 113H114V114H113ZM181 113H182V114H181ZM222 113H224V114L222 115ZM235 113H236V114H235ZM18 114H19L20 116H19ZM110 114H111V115H110ZM184 114L186 115V116H185L186 118H183V119H182V115H183V117H184ZM187 114H188L189 116H188ZM225 114H226V115H225ZM250 114H251V115H250ZM17 115H18V116H17ZM22 115H23V116H22ZM141 115H140V116H141ZM159 115H160V114H159ZM171 115H172V116H171ZM212 115H213V116H212ZM234 115H235L236 117H235ZM21 116H22V117H21ZM28 116H29V115H28ZM33 116H34V114H33ZM33 116H32V117H33ZM113 116H114V118H113ZM157 116H158V117H157ZM161 116H162V115H161ZM207 116H205L204 118H206ZM221 116H223L224 118L221 117ZM229 116H230L231 118H230ZM5 117H6V118H5ZM19 117H20V118H19ZM34 117H35V116H34ZM41 117H42V118H41ZM110 117H112V118H110ZM171 117H172L173 120L171 119ZM215 117H216V118H215ZM220 117H221V118H220ZM255 117H256V118H255ZM257 117H258V118H257ZM17 118H19V119L22 118V119H23V120L21 119V122L26 124V125L24 124V126H26V127H23L25 130H24L23 128L19 129V127H22L23 125H18V124L21 123L20 121H19L20 123H18V122H17L18 124L16 123ZM24 118H25V119H24ZM28 118H30V117H28ZM46 118H47V117H46ZM174 118H175L176 120H175ZM226 118H227V119H226ZM110 119H112V120H110ZM153 119H154V120H153ZM216 119H217L218 121H217ZM220 119H221V120H220ZM229 119H230L231 121H232L233 119H234V120L231 122ZM13 120H14V121H13ZM45 120H46V121H45ZM70 120H71V119H70ZM70 120H69V121H70ZM113 120H114V122H113ZM146 120H145L144 122L147 124V121H146ZM171 120H172V121H171ZM174 120H175V121H174ZM184 120H185L186 122H185ZM219 120H220V121H219ZM224 120H225L226 122H225ZM2 121H4V120H2ZM11 121H13V122H11ZM17 121H18V120H17ZM40 121H42V123H41ZM65 121H66V119H65ZM67 121H68V120H67ZM69 121H68V122H69ZM110 121H111V122H110ZM115 121H116V122H115ZM161 121L163 122L164 120H160V122H159L160 124H158V126H159L158 129H159V130L156 131L159 135L154 131V129H151V130L153 131L154 138L156 137L155 139L152 138V140H151V137H152L151 134H150V133L152 132L151 130H149L150 132L148 131L149 134H150V135L148 134V135L150 136V138H149V137H146V138L144 139V137H145L144 135H142V137H141L142 139H144V140L146 141V144H144L145 142H144L141 138H139V143H140V141H141V143L144 142L142 145H143V146L145 145V148H146V150H148V152L152 149L151 147H150V149H148V146H149V145L152 146V145H154V144H156V143L161 145L162 143L165 142V139H167L169 133H171V131H170V130L168 131V130L166 129L167 127L165 126V123H167L168 121H167V122L165 121L164 125H163V123H162ZM177 121H178V122H177ZM206 121H207V120H206ZM45 122H46V123H50L51 126H52V127L54 126V127H53V128H49V127H48L49 124L47 125ZM118 122H119V123H118ZM129 122H130V121H129ZM180 122H181V123H180ZM215 122H216V123H215ZM245 122H246V123H245ZM0 123H1V122H0ZM4 123H2V124H4ZM12 123H13V124H12ZM27 123H28V124H27ZM32 123H33V124H32ZM36 123H37V124H36ZM115 123H116V124H115ZM120 123H121V124H120ZM177 123H178V124H177ZM186 123H187V124H186ZM233 123H234V124H233ZM237 123H238L239 125H238ZM34 124H35V125H34ZM45 124H46V125H45ZM105 124H104L103 126H106ZM117 124H119V125H117ZM122 124H123V125H122ZM180 124H182V125H180ZM189 124H190V122H189ZM189 124H188V125H189ZM200 124H201V123H200ZM232 124L235 125V127H234ZM16 125L19 126L17 129H16V127H17ZM29 125H30V126L32 125V127H30ZM40 125H41V126H40ZM42 125H43L44 127H43ZM162 125H163V126H162ZM191 125H192V124H191ZM201 125H204V122H203ZM214 125H215V126H214ZM221 125H222V126H221ZM225 125H226V126H225ZM240 125H241V126H240ZM5 126H6V127H5ZM27 126H29V127H27ZM38 126H39V128H41V127H42V128L39 129ZM46 126H47V129H48V128L50 129V130L48 131V133L51 134V132H52L53 134H51V135H50V134H45V133H47V129H46V131H45V130L42 131L43 129H45ZM51 126H50V127H51ZM164 126H165V128H164ZM192 126H193V125H192ZM196 126H198V125H196ZM216 126L219 127V129L216 128ZM57 127H58V126H57ZM213 127H214V128H213ZM227 127H228V128H227ZM230 127H231V128H230ZM246 127H247V128H246ZM26 128H28V130H27ZM30 128L33 129L32 131H34V134H36V133L38 132V133H37V134H39V136H38V137H39L38 140H40L41 137L43 136L44 139H43V137H42L41 140H45V142H47L45 138H48V137L50 138V137H51L52 139L49 140V141H51L52 143L50 142V144H49V142H48V143H45V142L43 141L45 144H44V145L42 144V145H43V146H42L41 143H40V142H42V141L38 142V140H36V139H37V136H36V138H34L35 136L32 135V134H33L32 131L29 130ZM37 128H38V129H37ZM54 128H55V129H54ZM186 128H185V129H186ZM204 128H205V129H204ZM244 128H245V129H244ZM18 129H19V130H18ZM22 129H23L25 132L20 131V130H22ZM51 129H54V130H51ZM59 129H60V128H58V131H59ZM217 129L219 130V132L217 131ZM35 130H36V131H35ZM40 130H41V132H40ZM164 130H165V131H164ZM183 130H184V129H183ZM231 130H232V131H231ZM10 131H11V132H10ZM58 131H57V132H58ZM22 132H23V134H22ZM29 132H30V135H29ZM144 132L147 134L146 131H144ZM144 132L142 131L143 134H144ZM154 132L156 133V136H155V133H154ZM216 132H217V133H216ZM240 132H241V131H240ZM1 133H0V139H2V138H1V137H2ZM41 133H44V135H43V134L40 135ZM206 133H207V134H206ZM211 133H212V134L214 133V134L212 135ZM215 133H216L218 136L215 135ZM238 133H239V134H238ZM37 134H36V135H37ZM140 134H141V133H140ZM163 134H164V135H163ZM205 134H206V137H207L208 139H209L210 137H212L213 139L210 138V141H208L207 138L205 137ZM210 134H211V135H210ZM232 134H233V137H232ZM259 135H260V136H259ZM5 136H8V137H6L7 139L5 138ZM29 136H31V137L34 136V137H32V138L35 139V140L37 141V142H34L35 140H34L33 142L31 141L32 143H34V145H35V143H36V144H37V143H38V144L40 143L39 147H37V146L35 145V146L38 148V150H37V148H36L35 146H34L35 148H34L33 146H32V147H33V148H32V147H31L32 144H31V145H28V144H30V143H29V140L32 139V138H30ZM140 136H141V135H139V137H140ZM146 136H147V135H146ZM159 136H160V137H159ZM208 136H209V137H208ZM215 136H216V137H215ZM158 137H159V139H158ZM164 137H166V138H164ZM200 137H198V138L201 139ZM214 137H215L216 139H214ZM251 137H252V138H251ZM257 137H258V140H257ZM4 138H5V139H4ZM28 138H29V139H28ZM148 138H149L150 140H149ZM161 138H162V139H161ZM163 138H164V139H163ZM205 138H206V140H205ZM236 138H237V137H235L233 141H235ZM248 138H250V140H249ZM259 138H260V139H259ZM27 139H28V140H27ZM147 139L150 141V142H149V145H148V143H147V142H148ZM6 140H7V141H6ZM47 140H48V139H47ZM52 140H54V141H52ZM154 140H155V141L157 140V141L155 142ZM197 140H198V139H197ZM197 140H193V142H194V141L199 142V140H198V141H197ZM212 140H214V141H212ZM236 140H237V139H236ZM245 140H246V141H245ZM253 140H254V142H253ZM200 141H201V140H200ZM229 141H230V142H229ZM55 142H56V143H55ZM151 142H154V143L152 144ZM161 142H162V143H161ZM202 142H203V141H202ZM202 142L199 143V144H203ZM211 142H212V143H211ZM231 142H232L235 146H234ZM236 142H237V141H236ZM246 142H247V143H246ZM252 142H253V143H252ZM0 143H1V142H0ZM21 143H22V144H21ZM109 143L111 144V142H109ZM229 143H230V144H229ZM15 144H16V145H15V147H16V146H17V143H15ZM38 144H37V145H38ZM110 144L108 145V147L110 146ZM157 144H156V145H157ZM209 144H210V145H209ZM231 144H232V146L235 147V150H236V149L238 150V151L236 150L237 152L232 153V154H231V152H234V149L231 147ZM249 144H250V145H249ZM257 144H261V145H257ZM11 145H12L13 148L11 147ZM146 145H147V146H146ZM248 145H249V146H248ZM29 146H30L29 149L31 150L30 152H33V153H35V154L32 155V153H30V152L28 151V150H29V149H28ZM41 146H42V147H41ZM56 146H57V147H56ZM59 146H60V147H59ZM227 146H228V147H227ZM246 146H247V147H246ZM40 147H41L42 149H41ZM46 147H47V148H46ZM49 147H50V148H49ZM152 147H153V146H152ZM220 147H221V148H220ZM223 147H224L225 149H224ZM226 147H227V148H229V147L232 148L233 151L230 152L231 149H230V148H229V149H226ZM262 147H263V148H262ZM1 148H0V150H1ZM64 148H65V149H64ZM243 148H244V149H243ZM39 149H41V150H39ZM190 149H191V148H190ZM209 149H210V148H209ZM223 149H224V150H223ZM13 150H14L15 152H14ZM51 150H52V151H51ZM66 150H67V149H66ZM66 150H65V151H66ZM225 150H228V152L225 151ZM242 150H245V151H242ZM24 151H21V152L24 153ZM39 151H40V153H39ZM105 151H106V150H105ZM259 151H261V152H259ZM12 152H13V153H12ZM21 152H19V153H21ZM37 152H38V153H37ZM101 152H104L103 149L101 150ZM223 152H226V153H229V152H230V153H229L230 156H229V154H226V155H225ZM23 153H22V154H23ZM94 154H95V153H94ZM234 154H235V155H234ZM4 155H5V157H3ZM16 155H17V154H16ZM222 155H223V158H222ZM233 155H234V157H233ZM9 156H10V157H9ZM21 156H22V155H21ZM8 157H9L11 160H10ZM41 157H42V158H41ZM193 157H194V156H193ZM225 157H226V158H225ZM230 157L234 158V161H233V159L230 158ZM240 157H241V158H240ZM249 157H250V159H249ZM260 157H261V158H260ZM4 158H6V160L8 159L7 161H9V160H10V161L7 162ZM44 158L47 159V161H43ZM191 158H192V157H191ZM191 158H190V160H189L191 163H193V162L196 161V157H195V158H192L193 160H192ZM224 158L226 159V161L224 160ZM228 158H229V159H228ZM237 158H238V159H237ZM246 158L249 160V162H248V160H247ZM258 158H259L260 160H258ZM42 159H43V160H42ZM194 159H195V160H194ZM227 159H228V161H227ZM251 159H253V160H252L253 163H251V162H252ZM256 159H257V160H256ZM12 160H13V161H12ZM95 160L97 161L98 159H95ZM241 160H242V161H241ZM243 160H244V161H243ZM246 160H247V161H246ZM17 161H18V159H17ZM216 161H218V162H216ZM262 161H263V162H262ZM11 162H14V163L12 164ZM48 162H49L51 165H48V164H47V165H48V166H47L46 163H48ZM222 162H224L225 164H224V163L222 164ZM227 162H229V163H227ZM236 162H237V163H236ZM247 162H248V163H247ZM260 162H261V163H260ZM81 163H82L81 165H84V164H85L84 166H88V167H90V166L92 165V164H91V165H89V164L87 165V163H85V162H81ZM83 163H84V164H83ZM139 163L142 164L143 161H141V162L139 161V162H137V163H134V165H135V164H139ZM254 163H255V164H254ZM258 163H259V164H258ZM11 164H12L13 166H12ZM17 164H18V165H17ZM20 164H21V165H20ZM195 164H196V163H195ZM226 164H227V166H226ZM38 165H39L41 168H39ZM58 165H60V166H58ZM230 165H231V166L233 165V167H230ZM242 165H243V166H246V167H243ZM7 166H8V168L5 169V167H7ZM11 166H12V167H14V166H16V167L19 166V167H20V166H21V167H23L22 169L26 168L23 172H21V173H24V172L27 173V174L24 173V174H26V175L23 174V176H24V178H22L23 180H22V179L19 180V179L21 178V177H19V173H20V172H19V170H20L19 167H17V168L14 167L15 169H13V168H11ZM49 166H52V167L49 168ZM84 166H83V167H84ZM21 167H20V168H21ZM42 167H43V169H42ZM47 167H48L49 169H47ZM240 167H241V168L243 167V168H242L243 170L240 169ZM9 168H10V169H9ZM37 168H39L38 170L41 169L42 171H41V170H40V171H41V172H44V173H45V169H46V171H47V172L45 173L46 175H44L43 173L39 172L38 170L36 171ZM84 168H85V167H84ZM210 168H212V169H210ZM230 168H232V169H230ZM233 168H235V169H233ZM244 168H245V169H244ZM11 169H13V172H12ZM33 169H34V170H33ZM224 169H225V170H224ZM211 170H212V171H211ZM217 170H219L220 172L217 171ZM222 170H223V171H222ZM229 170H230V171H229ZM244 170H245V171H244ZM7 171H8V172H7ZM10 171H11V172H10ZM34 171H35V174H34ZM49 171H50V172H49ZM243 171H244V172H243ZM4 172H5V173H4ZM38 172H39V173H38ZM52 172H53V174H52ZM217 172H218V174H219V173H220V174L222 173V175H220V174L218 175ZM223 172H225L227 175L224 174ZM228 172H229V173L231 172V175L228 174ZM6 173H7V174H6ZM10 173H11L12 175H11ZM21 173H20V175L22 176ZM47 173H49L50 175L47 174ZM57 173H58V172H57ZM215 173H216V174H215ZM32 174H33V177L36 175V177L33 178V179H36V180H33V179H32L33 181H35V185H36V186H35L34 184L31 183L32 180H29V179L27 178V176L30 177ZM41 174H43V176H41ZM54 174H55V176H60V178H61V179H60V183H56L57 180L59 179V177H54ZM229 175H230V176H229ZM239 175H241V176H239ZM5 176H1V175H0L1 178L4 177V178H2V179L0 178V179H1L0 181H2L3 179L6 180L7 178H5ZM48 176H50V178L47 179L46 177H48ZM51 176H52V178H51ZM217 176H218V177H217ZM224 176H225V177H224ZM237 176H238V177H237ZM17 177H18V178H17ZM41 177H42V178H41ZM43 177H44V178H43ZM53 177H54V178H53ZM64 177H65V176H64ZM25 178H27V180H29L28 182H29L30 184L27 183V182H25V181H27V180H25ZM45 178H46L47 180H46L45 183H43L42 181H44ZM55 178H58V179H55ZM186 178H187V177H186ZM186 178H185V179H186ZM240 178H241L242 180H241ZM52 179H55V180L53 181ZM188 179H189V178H188ZM188 179H186L185 181H187ZM238 179H239L240 181H239ZM4 180H3L2 182H4ZM7 180H8V179H7ZM41 180H42V181H41ZM51 180H52V181H51ZM61 180H63V181H61ZM70 180H71V184H69L70 181L67 183V186H68L67 190H68L69 188H71V186L74 187V189H76V187L79 188V187L82 186V185L79 186V185L74 184L75 182L72 183V178H71ZM190 180H191L190 182H192V179H190ZM236 180L239 181V183H236ZM19 181L22 182V183H21V186H20V184H19V183H20ZM23 181H24V184H25V185L23 184ZM55 181H56V182H55ZM229 181H230V182H229ZM47 182H50V184L52 183L51 185L48 184V185H50V187H51V186H52V187L55 186V187H54V188H50V187H49V190H48V185H47V186H43V184L46 185ZM58 182H59V180H58ZM176 182H177V183H176ZM180 182H182V181H180ZM180 182L177 181V180H175V182H174V184H175L178 188H176V186L173 187L174 184H173V186H166L167 188L165 187V189L168 190V194H165V193H167V190H165V191H164V195H159L160 197H158V198H161V196H162L163 198H167V197H168L167 195H172V194H174V193H172V192H176V191H178L177 189H180V187L182 188V185H180V184H181ZM183 182H184V181H183ZM190 182H189V183H190ZM241 182H242V183H241ZM0 183H1V182H0ZM16 183H18L19 185L16 184ZM26 183H27V184H26ZM42 183H43V184H42ZM55 183H56V184H55ZM65 183H63V184H65ZM189 183H187V184H189ZM235 183H236V185H234ZM240 183H241V185L238 187L237 184L239 185ZM31 184L34 185V187H33V191L31 190V189H32V185H31ZM53 184H54V186H53ZM63 184H61V186H62ZM190 184H191V183H190ZM220 184H221V183H220ZM22 185H23V188H24V187H28V188H29L28 190H30V191H28V190H26V189H23V188H22ZM56 185H57V186H56ZM70 185H71V186H70ZM74 185H75V186H74ZM118 185H120V184L118 183ZM233 185L236 186V188H234ZM19 186H20V187H19ZM58 186H59V189H60V190L58 189ZM65 186H66V184H65ZM67 186H66V187H67ZM69 186H70V187H69ZM187 186L190 187L189 185H187ZM0 187H2V186H0ZM4 187H5V185H4ZM44 187H46V188H44ZM66 187H65V188H66ZM82 187H83V186H82ZM168 187H169L170 189H169ZM172 187H173V188H172ZM230 187H232V188H234V189H231ZM8 188H9V189H8ZM30 188H31V189H30ZM174 188L176 189V191H174V190H175ZM237 188H239V189H238V190H239V193H238V194H237V192H236V191H237ZM6 189L4 188V190H6ZM10 189H11V190H10ZM44 189H47V190L44 191ZM52 189H55V190L58 192V194L56 193V191L53 192ZM83 189H84V187L81 188V189H78V190H79L80 192L82 191L81 193H84V191H85V193H86V192H87L86 189H85L84 191H83ZM8 190H9V192H8ZM25 190H26L27 192H26ZM37 190H38L39 192H41L40 194H41L42 196L40 195V197H43V199H42V198H41L40 200L38 199V198H40V197H39V195H38L39 192L37 193ZM50 190H51V193H50ZM65 190H66V189H65ZM78 190H75V192H73V194H74L73 197H75L76 195L79 196L80 193H79ZM171 190H172V191H171ZM232 190H233V191H232ZM234 190H235V191H234ZM11 191H12V192H11ZM22 191H23V192H22ZM47 191H49V192H47ZM77 191H78V192H77ZM169 191H170V192H169ZM230 191H231L232 193H234V194H232ZM3 192H4V193H3ZM5 192H6V194H5ZM20 192H21L22 194H21ZM24 192L27 193V195H25ZM28 192L30 193L29 195H31L32 192H33V194H35V195L32 194V196H28ZM52 192H53V193H52ZM215 192H216V194H217L216 196H215ZM7 193H9V194H7ZM23 193H24V195H23ZM46 193H49V194H46ZM89 193H90V192H89ZM89 193L87 192V194H82V195H85V196L88 197V194H89ZM50 194H51V195H50ZM52 194H53V195H52ZM70 194L72 195V192H70ZM195 194H197V196H195ZM82 195L80 194V196H82ZM165 195H166V197H165ZM176 195H177V196H176ZM179 195H180V194H179ZM179 195L175 193L176 198H172L171 200H172L173 202H175V203L181 205L182 201H181V200H178V199H181L182 197L179 196ZM189 195H188V197H189ZM207 195H208V194H207ZM209 195H208V197H209ZM225 195H226V196H225ZM27 196H28V197H27ZM85 196H83V197L86 198ZM89 196H90V194H89ZM175 196H174V197H175ZM182 196H183V197H186V196H184V195H182ZM14 197H15V198H16V197L18 198V199H17V198L15 199V202L19 201L20 203H22V202L24 201V203H22V212H21V214H19L20 211H21V209H19V208H18V209L20 210V211L18 210L19 212H16V211H15L16 208H14V211H15L16 213H13L14 211L8 210V209H10V205H8V203L10 204V201H11V202L14 201V200H12ZM83 197H82V198H83ZM178 197H179V198H178ZM214 197H215V199H217V200H215ZM226 197H228V198H226ZM237 197H238V198H237ZM54 198H56V197H54ZM75 198H77V197H75ZM189 198H190V197H189ZM212 198H213L215 201L212 200ZM241 198H240V199H241ZM19 199H20V200H19ZM22 199H23V200H22ZM24 199H25V200H24ZM30 199H31V201H30ZM37 199H38V200H37ZM77 199H78V198H77ZM173 199H175V201H174ZM182 199H183V198H182ZM187 199H188V198H187ZM57 200H58V201H57ZM183 200L185 201L186 199H183ZM190 200H189V201H190ZM245 200H246V199H245ZM245 200H244V201L241 200L240 203H237V204H240V205H239V208H240L241 212L243 211V213L245 214V216H246V214H247V215H250L249 212H250L251 214H253V208H251V207H253V206H251V205L253 204V202L250 203V201H249V203L246 202V204H245V203H242V202H245ZM43 201H45V200H43ZM49 201H48V204L50 203ZM54 201H52V203H53ZM177 201H178V202H177ZM186 201H187V200H186ZM220 201H219V202H220ZM246 201H247V200H246ZM256 201H257V200H256ZM57 203H56V204H57ZM50 206H51V204H49V208H50ZM52 206H53L54 209L52 208ZM52 206H51V209H50V210L47 209V213H46V210H45V212H44V210H43V211H42V212H43L42 214H45V213H46L45 215H47L48 217H51V215H52V216H53L52 218H55V219H56V217H57V221H58V222H59L60 220H63V219H64V221H65L66 216H67V213H70V214H71V213L74 212V210H73L72 208H69V207H66V208H65V211H64V209H59L60 213L63 212V211L65 212V214H66V216H65V215H64V212L61 213V214H59V212H58V207H57L56 205H55L56 208L54 207V205H52ZM208 206H210L211 209H210V207H208ZM246 206H247L248 208H247ZM206 207H207V208H206ZM245 207H246V208H245ZM20 208H21V207H20ZM208 208H209V209H208ZM250 208H251V209H250ZM11 209L13 210V208H11ZM52 209H53V210H52ZM56 209H57V210H56ZM67 209H68V210H67ZM242 209H243V210H242ZM23 210H24V213H25V212H26V213H29V215H30V213H31L32 215H30V216L28 215L27 217H25L24 214H23ZM48 210H49L50 216H49V214H48ZM51 210H52V212H53L54 215L51 214ZM66 210H67V211H66ZM69 210H70V211H69ZM203 210H205L206 212L203 211ZM54 211H55V212L57 211V212H58V215H60V217H59L57 214H56V216H55V212H54ZM72 211H73V212H72ZM210 211L213 212V213H211ZM215 211H216V212H215ZM247 211H248V212H247ZM57 212H56V213H57ZM10 213L13 214V215H11ZM17 213H18V217H17V216L14 217V214L17 215ZM254 213H255V212H254ZM257 213H258V212H256L255 214L258 215ZM22 214H23V216H21ZM37 215H38V217H37ZM62 215H64V216H62ZM9 216H12V217H9ZM19 216H20V217H19ZM31 216H32V217H31ZM54 216H55V217H54ZM182 216H184L183 219H185V217H186V219H185L186 222L189 223V225H190L192 228L189 227V225H188L186 222H184V224H185L186 226H185L183 223H177V224H175V225H177L176 227H174L175 225L173 224V227L170 228V229H172V231L174 230L173 228H175L174 232H172V231H170V232H172V234H176V235H178V234L175 233V232H178V233H181V234H179V235H182V236L184 235L185 237L190 236V235L193 236V233H194V231H195L196 229L192 226V222H191V217H190V215H187V214H184V215H183V214H182ZM182 216H181V218H180V220H181L180 222L183 221V220H182ZM207 216H208V215H207ZM241 216H244V215L242 214ZM24 217H25V218H24ZM28 217H29V219L27 220ZM30 217H31V218H30ZM33 217H34V218H33ZM35 217H37V219H36ZM62 217H63V219H62ZM67 217H68V216H67ZM7 218H8V220H7ZM17 218H19V219H17ZM52 218H51V219H52ZM49 219H50V218H49ZM51 219H50V220H51ZM2 220H3V222H2ZM5 220H7V221H5ZM50 220H49V224H48L49 226L47 225L48 228L50 227V229L46 228L49 232H48L46 229L43 230L42 233H41V231L38 232V235L40 234L41 237H40V236H37V239H38L37 243H38V245H40V243H42V244L40 245L41 247L38 246L39 248L34 249L35 247L33 248V247L31 246V248H33V249L35 250V251L33 250V254L31 253V249H30V247H27V249H29L30 252H29V250H26V252H27V253L29 252V254L31 253L32 256H33V255H36V256H34L36 259H37V258L39 259V258H40L39 256H41V258L45 257V255L48 256L47 253L50 254V255H52L51 252L54 251V249H48V247H47L46 250H45L44 247H46V245H47L48 243L50 244V240L48 241V239H50V237H51V235L53 234V232L57 231V228H59L58 226H61V223H62V222H59V223H60V224H59V223H56V222L54 221V219H52L51 221H50ZM4 221H5V222H4ZM224 221H226V220H223V222H224ZM17 222L14 221L15 224H16ZM22 222H24V220H23ZM52 222H53V223H52ZM69 222H70V221H69ZM24 223H27V222H24ZM50 223H52L51 226H50ZM54 223H55V224H54ZM226 223H227V222H226ZM15 224H14V226H17V224H16V225H15ZM62 224H63V223H62ZM181 224L184 225V226H183L184 228L182 227ZM8 225H7V226H8ZM68 225H70V227H72L71 230H72V232H74L73 229H76V226L74 227V224L71 223V222H70V224L67 223V226H68ZM10 226H11V225H10ZM10 226L7 227V229H6L7 232H10V230L8 231V229H9ZM55 226H57V227H55ZM179 226H181V228H180ZM188 227H189V228H188ZM5 228H4V229H5ZM14 228L16 229V227H14ZM14 228H13V226H12V227H11V230L14 231V230H15ZM55 228H56V229H55ZM182 228H183V230L181 231ZM185 228L187 229L188 232L185 230ZM193 228H194V229H193ZM128 229H129V228H128ZM131 229H132V228H131ZM191 229H192V230H191ZM6 230H5V231H6ZM51 231H52V232H51ZM180 231H181V232H180ZM2 232H4V230H3ZM7 232L4 233V234L7 235V236H5V238H6V237H9L8 234H7ZM46 232H47V234H46ZM50 232H51V233H50ZM170 232H169V233H170ZM182 232H183V234H182ZM186 232H187V233H186ZM192 232H193V233H192ZM195 232H196V231H195ZM184 233H185L186 235H185ZM0 234H1L0 237L2 238L0 243L3 244L2 241L5 242V243L3 244V246L5 245V247H2V245L0 244V245H1L0 249L3 248V252H5V255L7 254L6 256H8V257H6V258H7V260H8V261H7L8 264H10V263L15 264V261H16V264L24 263V261H25L26 259H25V257H23L22 254H21V256H22V257H21V256H20V253H22V251H24V248H25L26 242H25V241H22V242L20 241V242H18V244L20 243L21 245H23V243H25V244L23 245L24 248H23L20 244H19V247H20V248H19L17 245H15V246L17 247V248H15V249H16V250L18 249V250L16 251L17 253H16L14 250H13V251H10L9 253H7V252H8V251H7L8 249L6 248V247H7L6 245L8 244L7 241H8V239H9L10 237H9V238H6L7 240L5 241V239H3V237H2L4 234H2L1 232H0ZM44 234H45V236H44ZM47 235H48V236H47ZM225 235H226V234H225ZM10 236H11V235H10ZM44 237H46L47 239L45 238V240H43ZM161 237H162V236H161ZM164 237L166 238L167 235L164 236ZM227 239L230 240V238H228V237H227ZM46 240H47V241H46ZM9 241H10V239H9ZM45 241L48 242V243H46ZM6 243H7V244H6ZM49 244H48V245H49ZM77 244H80V243L77 242V243L75 244V247H76V246H79V245H77ZM177 245H179V246H177L179 249H181V248L183 247V249H181V250H185V249H186V248H185V247H186L185 244H184V245L182 244V245H183L182 247L180 246V244H177ZM42 246H43V247H42ZM49 246H50V245H49ZM21 247H22L23 249H22ZM36 247H37V246H36ZM228 247H229V246H228ZM229 248H230V247H229ZM20 249H22V250L20 251ZM55 249H56V250H55L56 252L54 251V252H53V255L56 254L57 259H58V257H59L58 260H59V262L61 263V261H62V257H61V256H62V253H61L62 250H60V249L57 250V248H55ZM42 250L45 251L46 253L43 252ZM228 250H229L230 252H231V250H232V253H231V254L235 255V253L233 252L234 249L230 248V249H228ZM36 251H37V252H36ZM38 251H39V252H38ZM35 252H36V254H35ZM10 253H11V254H10ZM15 253H16V254H15ZM228 253H229V252H227V254H228ZM8 254H9V255H8ZM12 254L15 255V256H13ZM229 254H230V253H229ZM5 255H3V253H2V255H0V256H2V257H0V258H1L0 262H1L3 259H5V258H4ZM10 255L12 256V258H11ZM18 255H19L20 257H19ZM233 255H232V256H233ZM17 256H18V257H17ZM228 256L231 257V255H226V257H227L228 259H230ZM34 257H33V258H34ZM224 257H225V256L222 257L223 260L220 259L224 264H228L226 261H228L229 263L231 262L232 259H231V260H228V259H226V257H225V258H224ZM20 258H21V259H20ZM23 258H24L25 260H23ZM171 259H172V258H171ZM261 259H262V258H261ZM261 259H260V260H261ZM263 259H264V257H263ZM263 259H262V260H263ZM5 260H6V259H5ZM60 260H61V261H60ZM174 260H175V262H173ZM224 260H226V261H224ZM260 260H259V261H260ZM262 260H261V261H262ZM3 261H4V260H3ZM3 261H2V264H3V263L7 264L6 261H4V262H3ZM26 261H27V260H26ZM26 261H25V262H26ZM34 261H38V260H34ZM34 261H33V262H34ZM171 261H172V262L169 263V264H178L177 258H173V260H171ZM221 261H219V262H221ZM263 261H264V260H263ZM13 262H14V263H13ZM27 262H28V264H29V261H27ZM33 262H32V264H33ZM39 262H40V261H39ZM37 263H38V262H34V264H37ZM261 263H262V262H261ZM263 263H264V262H263ZM263 263H262V264H263ZM0 264H1V263H0ZM38 264H43V263H38ZM61 264H62V263H61ZM65 264H66V263H65ZM201 264H202V263H201ZM204 264H206V263H204ZM217 264H218V263H217ZM219 264H220V263H219ZM230 264H231V263H230ZM246 264H249V263L247 262Z\"/></svg>", "mask_w": 264, "mask_h": 264}]
</instances>
